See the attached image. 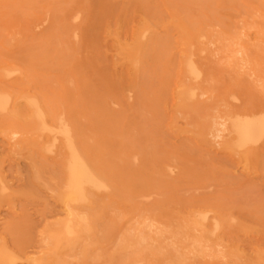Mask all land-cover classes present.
<instances>
[{
  "label": "rangeland",
  "instance_id": "374dc122",
  "mask_svg": "<svg viewBox=\"0 0 264 264\" xmlns=\"http://www.w3.org/2000/svg\"><path fill=\"white\" fill-rule=\"evenodd\" d=\"M19 1L21 2L19 3ZM22 1L23 0H18V2L17 0H11V1L0 0V12H1L0 25L2 24L4 29V33L2 35L4 34L9 35V36H4V38L2 36L0 37V42H4L5 45H7L6 47L4 44L2 45V43H0L2 48L4 47L1 50V46H0V53H2L0 55L3 56V58L2 57L0 58L2 59L1 64L3 63L2 64L3 66L1 64L0 65L4 67L7 63L5 67L11 68V66L9 65L10 64L12 65L13 63L12 68L16 69V71L18 70V66L21 65L19 67L20 70H18L16 74L10 75L6 78H2L0 82V88H2V90L6 91L9 94H13V92L14 94L29 93L32 95H37L39 97L38 94H41L42 92L45 93V95H43L42 98L39 97V99L42 100L44 99L46 103H48L49 100L52 103H54L55 105L50 102L49 106L51 107L50 109H52L53 114L54 113L58 114L56 116H59L61 112H63V114H66L67 115L66 117L62 113L60 114V116L64 117V120H66L67 123L72 125L76 135L78 136L79 141L87 149L89 157L91 159L94 158L96 159V157L99 158V160H97L98 159L97 158L96 160L93 161L97 169L102 170L100 172L102 173V178H103L102 180L104 181L103 182L104 184L103 187H101L100 189L94 190L95 192L93 190L86 192L88 194H86L87 198L85 200L86 201L85 204L84 201L82 203L80 201L78 202L75 199L71 200V202H73L72 204L68 203L70 200L69 201L63 200L62 202L61 201L62 199L60 198V196H57V193L61 195L60 194L61 191H59V189H62L60 187L61 184H63L62 183L63 180L61 182L60 177L64 179L63 176L64 173H62L63 171L62 166L56 165V163L61 164L63 160H65L66 149L65 147H62L64 146V144L61 141L54 142L51 136L47 132L41 131L39 129L35 131V123L33 122L34 120L29 117H26L27 112L26 114H24L25 110L16 111L15 113H19L18 114L19 116L17 115L15 116V113L14 114L12 113V115L15 116V117L12 116L13 118H15L14 120L12 118V121L10 118L11 116L6 117L5 112H0V255H2L0 256V258L2 257L4 258V259L3 258L0 259V264L2 263L5 264L4 260L8 257L14 260L13 264H119L117 263L119 260H121L119 261L121 264H124L122 263L123 261L122 259L124 258L125 260L127 255L128 257L126 261H123L125 262V264H132V263L135 264V262L137 264H146L147 261L150 263L154 261L157 264H168L166 262L175 264L177 259L179 260V261L177 260V262H180V263L176 262L177 264H181V263L182 264L185 263L214 264V261L216 262L218 259L220 260L223 254L224 256L222 257V261L224 258L228 256L226 259H224L225 264H237V263L264 264L263 261L264 260V254H263L264 253V136L261 137L260 139L254 140L253 142H251V144H249L246 147L239 148L238 146H235L231 143V133H230V124L231 121L233 120H241V118H243L242 120H246L248 118L247 116H249L248 119L250 120L252 118V115H253L252 119L257 118V115H259L261 118L262 117L264 118L263 115L264 114L263 113L264 112V0H153V2H150L152 0H148V1L145 0V2H143V0L142 1L140 0V2L138 0H112V1L111 0H88V1L67 0V3L66 0H57L59 1L60 4H65L64 6L60 5L58 2H55L56 0H44L48 2V4L46 2L44 4L43 3L44 1L42 0L40 1L27 0L28 2L33 1V3L30 2L29 4L27 1H23V2ZM41 1L42 3H39ZM51 1L55 2L56 4L52 2L54 4L53 6ZM74 1L78 4V5L76 4L77 7ZM82 1L83 2L85 1L86 4L83 3ZM14 2L17 5L13 4ZM36 2L40 4V7H36L39 6V5H35ZM6 3L8 5H6ZM26 3L28 5H24ZM72 3H74L75 6ZM144 3H146L148 7H150L151 5L150 10L147 6H145ZM19 4L20 6H18ZM30 4L32 5V7H30ZM84 4L85 6L88 4L87 6L90 9H86L87 7H85ZM42 5L45 8V10L48 7L47 9L49 14L46 12L47 10L45 11L43 9ZM44 5L45 6L48 5V6L45 7ZM141 5L144 6L142 7ZM16 7H18L19 9ZM53 7L56 9H54ZM61 7L64 8L65 11L62 9L61 12L60 10ZM8 8L12 9L10 10L11 12L7 11ZM28 8H30L29 10H33L31 11L30 14L26 12V10L28 11ZM146 8L148 9L146 10ZM76 9H80L82 10V12L77 11ZM68 11L70 14L68 13ZM76 11L79 13L76 14ZM56 12H59L61 14ZM72 13L75 15L73 18H72L73 16ZM23 14L26 16H24ZM40 14L41 16L45 15L47 18L44 19L45 16L44 18H42L43 16L41 17ZM84 14L85 16H83ZM19 15H23L24 17L22 16L18 17ZM62 15L64 16L62 17ZM120 16H122L120 19L121 24L119 21ZM11 17L13 18V20ZM48 17L49 18L51 17L53 20L48 19ZM69 17L72 18V20ZM83 17L85 18V20H83L84 19ZM1 18L3 19L2 21ZM17 19H19V22ZM60 19L61 20L63 19L64 21L67 20L68 21L64 22L63 20L61 21ZM47 20L48 23L46 22ZM117 20L119 21L118 24H117ZM35 21L38 23L35 24L36 23ZM80 21L84 24H81ZM4 22L5 23L8 22V23L5 24ZM20 22L21 24H19ZM57 22L58 24H56ZM73 22L76 24H73ZM25 23L26 25H24ZM62 23L64 24L60 25ZM140 23L142 26L140 25ZM69 24L72 26H70ZM58 25L59 27L60 26L62 27L59 28ZM53 27L56 28V31L54 30L55 28ZM64 27H67L68 31L71 32L70 33L66 32L65 35V30L67 29ZM26 28H29L28 29L29 33L27 32ZM22 29L27 33L22 32ZM48 29H53V31L52 30L47 31ZM60 29H62V31H60ZM72 30L75 32L73 33ZM76 30H78L79 32ZM57 31H60L59 32L60 35ZM22 33L25 39L24 37H22ZM76 34L78 35V38H76L77 36ZM12 35H14V37ZM31 35L33 36L35 35L34 37H37L39 39L37 40L36 38L35 40L34 38L32 40L33 36ZM44 35L45 36L48 35V36L45 37ZM57 36L59 37V39H57ZM7 37L8 38L10 37L9 38L10 42H6ZM11 37L14 42L11 41ZM2 38L5 41H1L3 40ZM52 38L56 39L57 45L56 44L54 45L55 41H52ZM17 39L18 42H16ZM22 39H24L23 40L24 42L21 41ZM29 40L32 42H30ZM39 40H41V42ZM57 40H59L60 42H62L63 40L64 41L61 44ZM75 40L76 41L78 40L79 42L78 41L76 42ZM48 41H51L52 43L51 42L49 43ZM68 42L69 43L71 42L72 44L71 43L69 44ZM8 43L10 45H8ZM38 43H40V46H38L39 51H41V49L45 46L42 49L41 53H39V51H34L35 49L36 50L38 49V47H36L37 45H39ZM161 43H164L166 46L164 44L162 45ZM25 44L28 46H26ZM41 44H43L42 48H41L42 46ZM75 44H77L76 48H75ZM153 44L155 45V47L157 46V48L156 50L155 48L151 50L152 51L160 50L163 54L160 53V51L159 52L157 51L158 53L153 52V57H151L152 51L151 53L150 51L149 52L147 51V53L148 54L150 53V55L144 54L146 53V51L143 50L148 49L149 46H150L149 48L151 47L153 48ZM229 44H232V46L230 45L231 49ZM143 45L144 46L147 45L148 47H143ZM9 46L12 47L9 48ZM19 46L22 47L23 49L20 48ZM56 46H58L57 48L61 49V51H59L56 48ZM162 46H164V48L167 47L168 49L166 48L163 50ZM29 47L31 48L29 49L31 52H28L27 48ZM46 48L48 49L44 50ZM66 48H68L67 51L65 50ZM71 48H73V50ZM25 49L26 51H24L25 52L24 54L23 50ZM3 50H7L5 52L6 53L9 52L8 54H12L14 58L9 57L11 55L8 54L5 55V52ZM49 50H51V52ZM74 50L75 53L72 52ZM138 50L142 52L140 51L138 52ZM165 50H167V52H165ZM17 51L20 54L19 56L15 55L18 54ZM53 51H55L56 54ZM27 52L28 53L33 52V54L36 57H34L32 54L26 55ZM49 52L52 54L54 53V55L52 54L50 55ZM21 53L22 55L23 54L24 55L22 56ZM36 53L40 54L38 55L39 58L40 56L42 57L40 58L41 59L40 62L44 61V59L46 58L45 56L48 57V55L45 54H49L50 56L53 57L56 56L54 57L55 58L54 60H58L59 59L58 56L60 55L61 58L62 57L63 58L62 60L60 58L58 60L59 62L57 61L58 64L62 65L63 63H65L64 65H68V67L72 65L71 68L69 67L71 73L68 72L69 74H71V76L69 74H66L67 73L66 71H69L67 70L68 69L67 66L64 67L62 65V67L60 68V65H58L56 61L55 64L53 65L54 60L52 57H51L52 61L49 60L50 56L49 59L46 58L47 60L44 61L43 63L44 65L42 63H38L39 61L36 60L38 58ZM67 53H69L71 56V57L69 56L70 60L68 59V56L66 57V55H69ZM156 53L158 56H160L158 57L159 59L161 58L165 60L164 61L161 59L158 60ZM159 53L164 56L162 57V55H160ZM62 54L65 55L62 56ZM72 54L74 55L79 54V55L72 56ZM29 55H32V57ZM141 55L143 56L142 58ZM24 56H27V58H25ZM155 56L156 58H154ZM15 57L16 60L19 61H16ZM64 57L67 58V60H69L70 62H72L73 60V62L68 63L69 61L67 60L64 61L65 59ZM73 57L76 58V60ZM9 58H12L13 61L11 59L9 60ZM30 59L32 60L35 59V61L32 60L30 61ZM95 60L97 61L95 62ZM134 60L138 64H135L133 62ZM138 60L140 62H138ZM155 60L156 62L160 61L159 63L157 62L158 65H155L157 64ZM166 60L167 62L170 60V62L165 64L164 62H166ZM183 60L187 62L191 61L190 63L192 64V66L193 65L195 66V67L193 66L194 74H189V76H187L188 73L182 70L183 68L184 69L186 68V64H187L185 62L186 64L184 63L183 65ZM36 61L37 64L34 63ZM49 61H51L50 62L51 65L48 64ZM74 62L76 63V65L74 64ZM132 62L134 63V65ZM21 63H24L25 65H22ZM77 63H79V65ZM14 64L15 65L18 64V65L14 66ZM32 64L34 66L39 64L41 65H39L40 67L37 66L36 68L33 67ZM42 65L45 68L42 67ZM52 65L56 67L58 65V68L53 67ZM148 65H150L149 67H151V69L148 67L149 70L145 69L147 68L146 66ZM159 65L160 67H163V69L168 65L165 68L167 69L166 71H164L165 74L162 72L163 70L162 71L160 70L162 68H160ZM1 66L0 68H2ZM21 67H24L23 70L25 72L22 71ZM157 67H159V71H157L158 69ZM148 71L150 72L151 75L149 74ZM151 71H153L155 74L152 73ZM146 72L147 75H150V77L154 74V78L153 77H151L152 79L148 78L149 76L146 75ZM18 73L20 75H18ZM38 73H40V75H38ZM182 73H184V75ZM30 74H34V75L29 76ZM41 74L44 75L40 78L41 81L40 80L35 81L36 78H34V76L39 77L41 76ZM74 74L76 75L75 77H73ZM97 74H99L100 78L103 79H99L97 77L98 76ZM157 74L162 75L163 79L161 76H160L161 78L158 77ZM163 74L166 76L164 77ZM175 74L177 75L174 76ZM181 74L183 75V77L181 76ZM24 75L27 76V78ZM51 75H53V77H51L52 79L49 78V76ZM63 75H66L67 76L66 78L68 79H66ZM23 77L26 78V80ZM28 77H30L32 79L31 80L32 83L34 82L35 84L34 83L32 84L29 81ZM70 77H72L74 81L71 80ZM90 77L92 79H90ZM178 78L180 79L184 78L183 79L185 80L184 82L183 80L180 79L179 80L181 82H178L179 85L181 84L184 85L183 88L177 85ZM68 80H70V83ZM86 80H91V81H86ZM104 80L106 82H104ZM146 80L147 83L145 84L144 82ZM191 80L194 82H192ZM6 81L7 83L8 81L11 82V84L10 83L7 84ZM20 81L21 82L26 81L27 84H22L23 82L20 83ZM65 81L67 84L65 83ZM72 82L75 85L72 84ZM156 82L157 83L160 82V83L157 84ZM188 82L192 85L193 91H191L192 89L191 90L189 89L190 84ZM132 83L134 85H131ZM30 84H31L30 87L31 89L28 88L29 87L28 85ZM135 85L136 87L137 86L138 87L135 88L134 87ZM76 86H78V88ZM99 87H101V89ZM36 88L38 90H36ZM58 88L60 89V92H58L59 91ZM154 88L161 89V91L160 90L156 91L154 90ZM194 88L195 89L197 88V90L195 91ZM152 89L154 93L151 92ZM179 89L180 90L183 89V91L184 89L185 90L187 89V91L182 94L180 93L181 91L179 92ZM187 92L191 95H189ZM149 93L152 95H150ZM185 93H187L188 95H186ZM66 95L69 97H67ZM183 95L184 97L186 95L187 100L183 98ZM51 96H52V100L50 99ZM53 96L55 98H53ZM149 96L152 98H150ZM159 96L161 98H159ZM61 98L63 103L60 102V104L62 103V105H59L56 102H59L58 99L61 100ZM106 98H110V99L106 100ZM76 99L77 102L75 101ZM152 99L155 101L153 102ZM110 103H112L113 106L110 105ZM59 107L63 110H61ZM109 109L110 111H108ZM140 111L144 112L145 114L144 113L141 114ZM226 111H228L229 113L228 112L226 113ZM87 113L89 114V116L87 115ZM127 113H129L130 115H127ZM80 114L84 116V118L80 116ZM224 114H226L227 117ZM77 115L82 117V119L80 117H77ZM239 115L241 116V118L238 119ZM208 116H210V118ZM218 116L220 117V119L218 118ZM224 116L225 118H227V121H224L225 118L224 120L223 118H221ZM87 117H89V119ZM16 118L18 119L16 120ZM85 118L86 120L84 121ZM148 118L149 119L152 118V119L149 120ZM140 119L144 120L143 123ZM27 120L28 121L32 120V122L31 121L30 122L33 124H29ZM115 120L116 122L114 123ZM26 122L28 125L26 124ZM83 122H85L86 124H84ZM118 123L120 125L116 126L118 125ZM224 124L227 126H224ZM29 125L32 126V129L29 127L31 130L28 128ZM81 125L83 128L81 127ZM111 127L113 129H110ZM144 127L146 129L148 128L150 131L148 129L147 130L144 129ZM28 130H30L31 133H25ZM224 130L229 133H225ZM90 131H92L93 133ZM110 133L112 134V136H109ZM93 134L97 136H93ZM113 134H116V136ZM218 134L220 136H218ZM137 135L138 137H136ZM40 137L41 140H39ZM91 137H93L92 141H91ZM31 138L35 139L34 142L35 144L37 141H38L37 143L39 144L34 145L33 142L30 143V141L32 140ZM48 138L50 139L48 140ZM226 139L227 140L229 139L230 142L226 141ZM91 142H94V144H92ZM136 142L137 144H139V146H143L142 150L138 145L137 146L139 148L135 147ZM117 143L120 145L119 148H117L118 147ZM228 143L231 146H226L228 145ZM96 144L100 145L99 146L100 148L101 147L103 148L100 149L98 146H96ZM145 144L148 147H146ZM151 145H153V147ZM37 146H39L38 149L36 148ZM46 146L48 149V150L46 149L47 151H45ZM59 147L62 150L61 149L58 150L57 148ZM148 148L149 150H147ZM97 149L98 151H100V153L96 151ZM143 149L145 151H143ZM122 150L123 152L124 151L125 152L124 153L121 152ZM43 151H45L46 153L44 152L45 153L44 154ZM56 153L57 154L59 153V156ZM62 153L64 154V156ZM125 153L128 156L131 155V157H127L126 159ZM136 153H138V155ZM156 153L159 155H157ZM168 153L171 154L173 153V155L175 156L174 159L177 158L175 160L176 163L173 161V158L169 159V155L171 154L168 155ZM132 154L134 155V158L132 157ZM160 154H165V155H160ZM57 157H60L61 160L60 158L58 159ZM113 157H115V159ZM56 159L59 160L60 163ZM137 160L139 161L140 164L141 162L144 164L143 166L141 164V168L144 167L143 169H140L139 167L140 164L138 163ZM96 161H98L99 163H97ZM169 161H171V163H169ZM129 162L131 165L129 164ZM100 163L102 164L100 165ZM132 163L134 164V166H132L133 165ZM185 163L188 164L189 166H187ZM145 165L147 167H145ZM165 166L166 167L168 166V168L166 169ZM59 167H61L62 170ZM190 167H191V171H189ZM170 169L171 171H169ZM174 169L175 171H172ZM184 170L185 172L189 171L191 175L189 174V172L184 173ZM58 171L61 172L60 174L63 175L59 177L60 174L58 175ZM156 171L159 172L160 174L157 173ZM154 172H156L157 174L155 175ZM168 172H172V173L169 174ZM163 175L164 176L167 175V177L169 176L168 177L169 179L164 177ZM54 176L56 177L57 181L60 180L59 183L52 182V181H56ZM161 176L163 178H160ZM191 176L193 177L191 178ZM170 177L172 178L170 179ZM57 187H58V192L56 193ZM106 187L110 190H108ZM209 187L211 189H209ZM103 189L104 191L106 190V192H104ZM250 189L251 190L254 189L252 190L254 192H252ZM246 190L247 191L250 190V191L247 193ZM123 191L125 193L131 192L133 195L131 194L129 195L128 193L126 195ZM166 191L169 196L167 195ZM149 192L150 194L151 193L152 194L150 195ZM171 192L173 194H171ZM89 193H91L92 196L91 194L89 195ZM162 193L164 195H162ZM142 195H148L150 197L148 198V196H146L141 198L140 196ZM156 195H158V197ZM159 196H162V198H160ZM133 197L135 198L138 197L136 202L135 200H133ZM123 198H125V202H123L124 201ZM74 203L76 205H74ZM156 205H159L160 207L157 206L158 207L157 208L155 207ZM243 205H245V207ZM133 206L134 207L138 206L139 209L140 208L141 209L140 210L134 209L135 211H132L133 210L132 208H134ZM142 209L145 212L142 211ZM147 209L149 212L147 211ZM69 211L71 212L69 213ZM136 211H139V213L142 215L139 216L140 214L137 213ZM79 212L81 215L79 214ZM146 212H148L149 214ZM153 212H155V214ZM72 213L74 214L72 215ZM76 213H78L79 217L82 216L83 222L80 221L81 218L80 219L78 218L79 220L77 219L76 221L69 219L70 216L69 214H71L72 216L70 218H73L74 215L77 218L78 216H76L77 215ZM135 213H137L136 216H139L138 220L137 217H135ZM193 213L196 214V217L195 215H192ZM200 213L201 214L205 213L204 215H208L206 216L207 221L203 224L205 228L204 227L200 228L197 225L198 222L195 225L193 224L195 223L193 222L194 220L195 221L198 220L197 215H199ZM152 214L154 215V217ZM188 214L189 217H187ZM87 215L89 217H87ZM164 215L167 216L168 219ZM83 216L88 218V220ZM95 216L97 218H95ZM183 216L186 217L187 219L191 218L189 220L190 221L192 220L191 222L192 225L190 224V221L187 222L188 220L186 218L184 219ZM90 217L91 219L92 218L95 219V221L93 219L92 220L89 219ZM149 217L151 220L149 219ZM160 217L166 218V221L168 220L167 222L168 224L170 222V224L169 225L166 224L167 222L165 221V219ZM83 218H85L89 222L84 221L85 219ZM133 218L136 220H134ZM145 218L147 221L145 220ZM192 218H194V220ZM68 219L71 220L73 224L74 222L77 221H80V223L82 222V224L77 222L78 225L75 223V225L73 226L76 227L85 226L81 228L78 227V229L73 227V235L76 238H73L74 236L72 237L71 235L70 237L66 238L65 235L62 233L63 232L61 230L63 226L62 224H65V222ZM160 219H163L164 221ZM179 219L180 221H177ZM211 219L215 221H212ZM172 220L174 221L176 220L177 222L175 221L174 223V221L172 222ZM184 220H186L187 224ZM179 222H181V224ZM92 223L93 225H91ZM156 223H158L159 225ZM176 223L177 224L179 223L177 225L178 230H174L176 228L175 227ZM214 223L218 226V228H216V225ZM86 224L87 225L89 224L87 228L89 232L87 231V229L85 230L87 226ZM145 224L146 226H144ZM161 224H164V226H162ZM172 224H175V226H173ZM155 225L157 227H155ZM197 226L199 229L204 231L203 234L201 230L197 228ZM135 228L140 230L136 232L137 229ZM158 228L161 229L162 231L159 232V230H157ZM215 228L216 230H214ZM81 229L85 232H83ZM129 229L133 230L134 233ZM168 229H170L171 231ZM180 229L183 230V232L181 231V234L183 233L182 235H180L179 232H176V231H180ZM184 229H185V233H184ZM188 230L190 232H188ZM193 230L195 231L193 232L195 233V236L192 233ZM207 230L208 232H205ZM146 231L149 234H151V237L150 235H148V233H147L148 236H145ZM158 232L160 233V235H158L159 234ZM165 232L167 234H165ZM168 232L169 233L172 232L171 234L174 235L173 236L169 235ZM175 232L178 233L180 236L178 234L176 235ZM196 232L200 233L199 234L200 236H198ZM60 233L63 234L64 236L61 235ZM53 234L57 236V238H55ZM184 234H187L188 236ZM211 234L214 235L215 239L213 238V236L210 237ZM141 235L142 236L144 235L148 240L146 241L145 238L142 237ZM164 235H166L167 238ZM128 236L131 239L133 237V240L135 239V241L138 239L136 242L139 241L140 243H143L141 244V246L144 245V248L138 246L136 242L130 240ZM135 236L136 238H134ZM186 236L187 238L192 239L194 241L192 242L190 240L191 243L188 242L189 240L187 238L185 239ZM202 236L206 237L204 238L205 240H202L203 239ZM159 237L162 238H160L159 240L158 239ZM195 237H197V239ZM151 239L153 241H151ZM155 239L156 240L158 239L156 241V244L154 243ZM161 239L162 240L164 239L163 242ZM173 239L174 240L176 239L175 242ZM178 239L179 242H177ZM180 239H183L184 241L187 240V243L183 242ZM196 240H199L198 242H201L200 245L199 243L195 242ZM208 240L210 245L213 244L212 247L209 245ZM145 241L146 243L144 244ZM158 241H160L161 244ZM210 241L213 242L211 243ZM139 242L138 244L140 245ZM132 243L133 244L135 243L134 244L135 247H133ZM152 243H154L155 246L154 244L152 245ZM173 243H175L177 247L180 246L181 248L179 247V249H176L177 247L173 246L174 245ZM217 243L219 246H216ZM164 244L167 245V247ZM192 244H193V249H192ZM201 244L204 245L205 248L204 246L199 247L201 246ZM131 245L133 248H135L134 250L132 249V247H130ZM156 245L158 246V248ZM148 246L151 248H149ZM153 246L156 247L158 250L154 249ZM169 247H170L169 249L170 251L167 249ZM188 247H191V249H189ZM198 248H200V252ZM128 249H130V251ZM145 249L146 251H144ZM187 249H189L190 251ZM124 250L125 253L123 252ZM201 250L204 251L207 250L208 252L209 250L211 251L209 252L210 253L209 254L206 251L205 253L204 251ZM134 251L137 253H141V255L134 254ZM181 251H184L185 253ZM193 251L195 256L197 257L193 256L192 254ZM196 251L198 253H195ZM223 251H225V253ZM145 252L146 253L148 252L147 255ZM179 252L181 253L180 255L177 254ZM201 252L202 253L204 252L202 255L206 254L205 255L206 257H202L201 255L200 258ZM220 252H222L223 254L222 253L220 254ZM128 253L130 254L131 257L129 256ZM186 253L189 255L187 256ZM218 253L220 254V257H218L219 256ZM120 254H122V256L124 255L125 257H119ZM149 254L150 255L153 254V255L150 256ZM175 254L177 255V258ZM211 254L212 256H210ZM214 254H216L217 256ZM143 255H145L146 257H143ZM161 255L163 257L166 256L165 259L161 258L162 257ZM171 255L173 258H176V260L173 259ZM207 255L212 258H207ZM230 255L233 256L234 258L233 257L231 258ZM179 256H181L180 258L183 257L185 258L183 259V262H181L182 259H180ZM215 256L217 257L216 258L217 260L214 259ZM138 257L139 259H136ZM150 257L155 259L151 260ZM130 258L131 259L133 258L134 261L133 259L129 260ZM146 258H148L149 260L148 259L145 260ZM167 259L170 261H168ZM188 259L189 262L190 261L192 262L190 263L187 262ZM205 259H208L209 261L206 260L207 263H205L206 262ZM256 259L258 261H256ZM158 260H160L159 261L160 263L158 262ZM219 260L216 263L224 264V262H222L221 260L220 262ZM162 261L164 262L166 261V262L163 263Z\"/></svg>",
  "mask_w": 264,
  "mask_h": 264
},
{
  "label": "bare ground",
  "instance_id": "6f19581e",
  "mask_svg": "<svg viewBox=\"0 0 264 264\" xmlns=\"http://www.w3.org/2000/svg\"><path fill=\"white\" fill-rule=\"evenodd\" d=\"M8 1H9V0H8ZM10 1H11V0H10ZM23 1H27V0H23ZM23 1H22V2H23ZM34 1H35V0H34ZM36 1H38V0H36ZM39 1H40V0H39ZM42 1H44V0H42ZM42 1L39 2V3H42ZM68 1H69V0H68ZM87 1H88V0H87ZM111 1H112V0H111ZM138 1L140 2V0H138ZM141 1H142V0H141ZM147 1H148V0H147ZM147 1H146V2H147ZM6 2H7V1H6ZM17 2H18V0H17ZM20 2H21V1H19V3H20ZM27 2H28V1H27ZM30 2H31V1H30ZM30 2H28V4H29ZM45 2H46V1H44L43 3L45 4ZM52 2H53V1H51V3H52ZM55 2H58V3H59V1H57V0H56ZM55 2H53V3L56 4ZM60 2H61V1H60ZM62 2H64V1H62ZM71 2H72V1H71ZM82 2H83V1H82ZM143 2H145V0H143ZM150 2H153V0L150 1ZM4 3H5V2H4ZM4 3H3V4H4ZM7 3H8V2H7ZM7 3H6V5H8ZM31 3H33V1H32ZM36 3H37V2H36ZM36 3H35V5H39V6H36V7H40V4H39V3L36 4ZM46 3L48 4V2H46ZM49 3H50V2H49ZM53 3H52V4H53ZM66 3H67V0H66ZM74 3H75V5L77 4L75 1H74ZM74 3H72V4L74 5ZM83 3L86 4L85 1H84ZM147 3H148V2H147ZM13 4L17 5L15 2H14ZM21 4H22V3H21ZM28 4L26 3V4H24V5H28ZM52 4H51V5H52ZM54 4H53V6H54ZM59 4H60V3H59ZM59 4H58V5H59ZM85 4H84V6H85ZM144 4H145V6H147L146 3H144ZM148 4H149V3H148ZM150 4H151V3H150ZM1 5H2V4H1ZM15 5H14V6H15ZM24 5H23V7H24ZM60 5H63V6H64L65 4H60ZM68 5H70V4H68ZM75 5H74V6H75ZM77 5H78V4H77ZM77 5H76V7H77ZM87 5H88V4H87ZM87 5L85 6V7H87L86 9H90V8H88ZM18 6H20V4H19ZM44 6H45V5H44ZM46 6H48V5H46ZM46 6H45V7H46ZM141 6H142V5H141ZM143 6H144V5H143ZM143 6H142V7H143ZM6 7H8V6H6ZM9 7H10V5H9ZM12 7H13V5H12ZM23 7H22V8H23ZM30 7H32L31 4H30ZM42 7H43V5H42ZM42 7H41V8H42ZM69 7H71V6H69ZM147 7H148V6H147ZM150 7H151V5H150ZM150 7H148L149 10H150ZM16 8H18V7H16ZM47 8H48V7H47ZM47 8H46V10H47V11H46L45 8L43 7V9L48 13V9H47ZM50 8H51V7H50ZM53 8H54V7H53ZM53 8H52V9H53ZM71 8H73V7H71ZM148 8H146V10H147ZM3 9H4V8H3ZM8 9H9V10H8ZM8 9H7V11L11 12L10 10H12V9H11V8H8ZM13 9H15V8H13ZM18 9H19V8H18ZM20 9H21V8H20ZM23 9H24V8H23ZM25 9H26V8H25ZM29 9H30V8H28V11L26 10V12H28V13L30 14L31 11H33V10H29ZM54 9H56V8H54ZM62 9L65 11V9L61 7V9H60L61 12H62ZM67 9H68V8H67ZM83 9H84V8H83ZM144 9H145V8H144ZM4 10H5V9H4ZM40 10H41V9H40ZM49 10H50V9H49ZM76 10L82 12V10H80V9H76ZM168 10H169V8H168ZM29 11H30V12H29ZM36 11H37V10H36ZM53 11H54V10H53ZM77 11H76V14L79 13V12H77ZM85 11H88V10H85ZM121 11H122V10H121ZM2 12H3V11H2ZM24 12H25V11H24ZM49 12H50V11H49ZM59 12H60V11H59ZM59 12H56V13H59ZM71 12H72V11H71ZM150 12H151V11H150ZM150 12H149V13H150ZM158 12H159V11H158ZM0 13H1V12H0ZM13 13H14V12H13ZM15 13H16V12H15ZM18 13H19V12H18ZM28 13H27V14H28ZM53 13H54V12H53ZM63 13H64V12H63ZM66 13H67V12H66ZM68 13H69V11H68ZM85 13H87V12H85ZM155 13H156V12H155ZM7 14H8V13H7ZM11 14H12V13H11ZM16 14H17V13H16ZM44 14H45V13H44ZM48 14H49V13H48ZM59 14H61V13H59ZM69 14H70V13H69ZM72 14H73V13H72ZM119 14H120V13H119ZM150 14H151V13H150ZM23 15H24V14H23ZM23 15H19L18 17H20V16H22V17L26 16V15H24V16H23ZM51 15H52V14H51ZM51 15H50V16H51ZM78 15H79V14H78ZM86 15H87V14H86ZM121 15H122V13H121ZM2 16H3V15H2ZM9 16H10V15H9ZM32 16H33V15H32ZM40 16H41V14H40ZM42 16H43V15H42ZM42 16H41V17H42ZM44 16H45V15H44ZM44 16H43L42 18H44ZM47 16H48V15H47ZM63 16H64V15H62V17H63ZM70 16H71V15H70ZM74 16H75V15L73 14L72 18H73ZM83 16H85V14H84ZM88 16H89V15H88ZM30 17H31V16H30ZM30 17H29V18H30ZM34 17H35V16H34ZM36 17H37V16H36ZM54 17H55V15H54ZM58 17H59V16H58ZM86 17H87V16H86ZM121 17H122V16H120V18H119L120 24H121V20H120ZM158 17H160V16H158ZM11 18H12V17H11ZM46 18H47V17L45 16L44 19H46ZM56 18H57V16H56ZM69 18H70V17H69ZM72 18H70V19L72 20ZM80 18H81V17H80ZM83 18H84V17H83ZM35 19H36V18H35ZM48 19L53 20L51 17H50V18L48 17ZM64 19H65V17H64ZM78 19H79V18H78ZM93 19H94V17H93ZM157 19H158V18H157ZM2 20H3V19L1 18V21H2ZM7 20H8V19H7ZM12 20H13V18H12ZM12 20H11V21H12ZM17 20H18V22H19V19H17ZM17 20H16V21H17ZM21 20H22V19H21ZM23 20H25V19H23ZM32 20H33V19H32ZM60 20H61V19H60ZM62 20H63V19H62ZM62 20H61V21H62ZM83 20H85V18H84ZM106 20H107V19H106ZM26 21H27V20H26ZM36 21H37V20H36ZM36 21H35V22H36ZM55 21H56V19H55ZM63 21H64V20H63ZM67 21H68V20H67ZM67 21H64V22H67ZM69 21H70V20H69ZM76 21H78V20H76ZM119 21L117 20V24H118ZM27 22H28V21H27ZM35 22H34V23H35ZM38 22H39V20H38ZM38 22H36L35 24H37ZM46 22L48 23V20H47ZM46 22H45V24H46ZM49 22H51V21H49ZM58 22H60V21H58ZM58 22H57L56 24H58ZM158 22H159V21H158ZM164 22H165V21H164ZM4 23H5V22H4ZM7 23H8V22H7ZM7 23H5V24H7ZM14 23H15V22H14ZM53 23H54V21H53ZM80 23H81V24H84V23H82L81 21H80ZM80 23H79V24H80ZM19 24H21V22H20ZM29 24H30V23H29ZM45 24H44V25H45ZM51 24H52V23H51ZM51 24H49V25H51ZM63 24H64V23H62V24H60V25H63ZM73 24H76V23L73 22ZM120 24H119V25H120ZM167 24H168V23H167ZM8 25H9V24H8ZM13 25H14V24H13ZM13 25H12V26H13ZM16 25H17V22H16ZM24 25H26V23H25ZM27 25H28V24H27ZM67 25H68V24H67ZM69 25H70V24H69ZM140 25H141V23H140ZM165 25H166V24H165ZM21 26H22V25H21ZM30 26H31V25H30ZM33 26H34V25H33ZM64 26H66V25H64ZM70 26H72V25H70ZM70 26H69V28H70ZM141 26H142V25H141ZM144 26H145V25H144ZM25 27H26V26H25ZM27 27H28V26H27ZM39 27H41V26H39ZM58 27H59V25H58ZM58 27H57V28H58ZM60 27H62V26H60ZM60 27H59V28H60ZM73 27H74V26H73ZM9 28H10V27H9ZM9 28H8V29H9ZM30 28H32V27H30ZM33 28H34V27H33ZM53 28H55V27H53ZM64 28L67 29V27H64ZM0 29L2 30V31L0 30V37L2 36V37L4 38V36H9V35H5V34L2 35V34L4 33V29H3L2 24L0 25ZM6 29H7V28H6ZM26 29H27V32H28V29H29V28H26ZM41 29H42V28H41ZM144 29H145V28H144ZM147 29H148V28H147ZM147 29H146V30H147ZM18 30H19V29H18ZM30 30H31V29H30ZM35 30H36V27H35ZM38 30H40V29H38ZM38 30H37V31H38ZM51 30L53 31V29H48L47 31H51ZM54 30L56 31V28H55ZM57 30H58V29H57ZM73 30H75V29H73ZM73 30H72V31H73ZM42 31H43V30H42ZM60 31H62V29H60ZM60 31H57V32L59 33ZM76 31H78V30H76ZM5 32H6V30H5ZM9 32H10V31H9ZM18 32H19V31H18ZM22 32H26V31H24V30L22 29ZM27 32H26V33H27ZM66 32L70 33L71 31L69 32L68 29L65 30V35H66ZM74 32H75V31H73V33H74ZM78 32H79V31H78ZM105 32H106V31H105ZM16 33H17V32H16ZM28 33H29V32H28ZM34 33H36V32H34ZM42 33H43V32H42ZM61 33H62V32H61ZM68 33H67V34H68ZM76 33H77V32H76ZM10 34H11V33H10ZM19 34H20V33H19ZM30 34H31V33H30ZM37 34H39V33H37ZM40 34H41V33H40ZM78 34H79V33H78ZM14 35H15V34H14ZM14 35H12V36L14 37ZM26 35H27V34H26ZM56 35H57V34H56ZM59 35H60V33H59ZM61 35H62V34H61ZM68 35H69V34H68ZM76 35H77V34H76ZM29 36H30V35H29ZM31 36H33V35H31ZM34 36H35V35H34ZM34 36H33L32 40H33L34 38H35V40H36L37 37H34ZM36 36H37V35H36ZM39 36H40V35H39ZM44 36H45V35H44ZM46 36H48V35H46ZM46 36H45V37H46ZM49 36H50V34H49ZM53 36H54V35H53ZM63 36H64V35H63ZM145 36H146V35H145ZM15 37H16V36H15ZM18 37H20V36H18ZM22 37H24L23 33H22ZM27 37H28V36H27ZM65 37H67V36H65ZM3 38H2V39H3ZM9 38H10V37H9ZM9 38L7 37L8 40L6 39V42H10V41H9V40H10ZM16 38H17V37H16ZM42 38H43V35H42ZM54 38H55V37H54ZM54 38H52V41H55V43H54V45H55V44H56V39H54ZM70 38H71V37H70ZM76 38H78V35L76 36ZM20 39H21V38H20ZM24 39H25V37H24ZM24 39H22L21 41L24 42V41H23ZM30 39H31V38H30ZM38 39H39V38H37V40H38ZM40 39H41V38H40ZM45 39H47V38H45ZM53 39H54V40H53ZM57 39H59L58 36H57ZM63 39H64V38H63ZM14 40H15V39H14ZM42 40H43V39H42ZM61 40H62V38H61ZM64 40H65V39H64ZM64 40H63V41H64ZM78 40H79V39H78ZM78 40H77V41H78ZM185 40H186V39H185ZM1 41H5V40L3 39V40H1ZM11 41H13V40H12V37H11ZM19 41H20V40H19ZM21 41H20V42H21ZM27 41H28V40H27ZM29 41H30V40H29ZM39 41L41 42V40H39ZM39 41H37V42H39ZM46 41H47V40H46ZM46 41H45V43H46ZM57 41L60 42L59 40H57ZM63 41L60 42V43L62 44ZM75 41H76V40H75ZM77 41H76V42H77ZM165 41H166V40H165ZM13 42H14V41H13ZM16 42H18V39H17ZM30 42H32V41H30ZM30 42H29V43H30ZM48 42L50 43L51 41H48ZM48 42H47V43H48ZM58 42H57V43H58ZM78 42H79V41H78ZM155 42H156V41H155ZM155 42H154V44H155ZM163 42H164V41H163ZM0 43H2V45H3V44L5 45L4 42H0ZM49 43H48V44H49ZM51 43H52V42H51ZM60 43H59V44H60ZM68 43H69V42H68ZM70 43H71V42H70ZM70 43H69V44H70ZM158 43H159V41H158ZM6 44H7V43H6ZM17 44H18V43H17ZM23 44H24V43H23ZM23 44H22V45H23ZM27 44H28V43H27ZM38 44H39V45L35 44V45H37L36 47L40 46V43H38ZM43 44H44V42H43ZM43 44H41V45H42L41 48L43 47ZM64 44H65V42H64ZM71 44H72V43H71ZM154 44H153V48H152V47L149 48L150 46L148 47L147 45H146V46L143 45V47H148V49H149V50H148V49L143 50V51H146V53H144V54H148L147 51H148V52L150 51V53H151V51H152L154 48H155V50H156L157 46L155 47ZM156 44H157V43H156ZM161 44L163 45L164 43H161ZM161 44H160V46H161ZM165 44H166V42H165ZM165 44H164V45H165ZM8 45H10V44L8 43ZM15 45H16V44H15ZM25 45H26V44H25ZM25 45H24V46H25ZM30 45H31V44H30ZM30 45H29V46H30ZM45 45H46V44H45ZM56 45H57V44H56ZM76 45H77V44H75V48H76ZM230 45L232 46V44H229V46H230ZM0 46H1V45H0ZM5 46L7 47V45H5ZM13 46H14V45H13ZM26 46H28V45H26ZM32 46H33V45H32ZM32 46H31V47H32ZM46 46H47V45H46ZM64 46H65V45H64ZM151 46H152V44H151ZM158 46H159V44H158ZM165 46H166V45H165ZM231 46H230V49H231ZM11 47H12V46H11ZM11 47L9 46V48H11ZM19 47H20V46H19ZM44 47H45V46H44ZM44 47H43V48H44ZM57 47H58V46H56V48H57ZM61 47H63V46H61ZM61 47H59V48H61ZM66 47H67V46H66ZM208 47H209V46H208ZM3 48H4V47H3ZM3 48H2V46H1V50H2ZM17 48H18V47H17ZM17 48H15V49H17ZM20 48H22V47H20ZM41 48H40V49H41ZM43 48H42V49H43ZM48 48H49V46H48ZM48 48H46V49H44V50H47ZM63 48H65V47H63ZM162 48H163V50H164V49H166L167 47L164 48V46H162ZM15 49H14V51H15ZM18 49H19V48H18ZM22 49H23V48H22ZM27 49H28V52H31V51L29 50V49H31L30 47L27 48ZM42 49H41V51H39V47H38V49H37V50L35 49L34 51H39V53H41V52H42ZM54 49H55V48H54ZM57 49H58V48H57ZM67 49H68V48H66L65 50L67 51ZM71 49L73 50V48H71ZM144 49H145V48H144ZM151 49H152V50H151ZM167 49H168V48H167ZM20 50H21V49H20ZM44 50H43V51H44ZM51 50H52V48H51ZM51 50H49V51L51 52ZM55 50H56V49H55ZM58 50L61 51V49H58ZM65 50H64V51H65ZM79 50H80V48H79ZM86 50H87V49H86ZM88 50H90V49H88ZM98 50H100V49H98ZM3 51L5 52V51H7V50H3ZM24 51H26V49L23 50V52H24ZM64 51H62V52H64ZM70 51H71V50H70ZM77 51H78V50H77ZM139 51H140V50H138V52H139ZM157 51H158V50H157ZM157 51H152V53H151L152 56H151V57H153V52H157ZM159 51H160V50H159ZM159 51H158V52H159ZM21 52H22V51H21ZM28 52H27L26 55H28V54H32L34 57H36V56L33 54V52H32V53H28ZM45 52H46V51H45ZM50 52H49V53H50ZM53 52L55 53V51H53ZM62 52H61V53H62ZM68 52H69V51H68ZM72 52L75 53V50L72 51ZM138 52H137V54H138ZM140 52H142V51H140ZM158 52H157V53H158ZM165 52H167V50H165ZM183 52H184V51H183ZM8 53H9V52H8ZM8 53L5 52V55L8 54ZM14 53H15V52H14ZM17 53H18V54H15V55H16V56H19L20 54H19L18 51H17ZM43 53H44V52H43ZM43 53H42V55H43ZM47 53H48V52H47ZM54 53H53V54L50 53V55H51V54L54 55ZM57 53H58V51H57ZM76 53H77V52H76ZM84 53H85V52H84ZM150 53H149L148 55H150ZM157 53H156V56H157V58H158V57H160V56H158ZM160 53H162V52L160 51ZM160 53H159V54H160ZM0 54H2V53H0ZM24 54H25V52H24ZM24 54H23V55H24ZM55 54H56V53H55ZM59 54H60V52H59ZM67 54H69V53H67ZM162 54H163V53H162ZM162 54H160V55H162ZM165 54H166V53H165ZM176 54H177V53H176ZM188 54H189V53H188ZM8 55H11V56H9V57H13L12 54H8ZM8 55H7V56H8ZM21 55H22V53H21ZM23 55H22V56H23ZM32 55H29V56L32 57ZM36 55H37V57H38V55H40V54L36 53ZM45 55H48V57L45 56ZM45 55H44V56H45L47 59H49V56H50V55H49V54H45ZM64 55H65V54H64ZM64 55L62 54V56H64ZM78 55H79V54H78ZM78 55H77V54H75V55L72 54V56H78ZM142 55H143V54H142ZM142 55H141V58L143 57ZM148 55H147V56H148ZM29 56H28V57H29ZM67 56H68V59H69L70 54H69V55H66V57H67ZM145 56H146V55H145ZM156 56H155L154 58H156ZM163 56H164V55H162V57H163ZM187 56H188V55H187ZM189 56H191V55H189ZM207 56H208V55H207ZM0 57L3 58L2 55H0ZM4 57H5V56H4ZM20 57H21V56H20ZM24 57L27 58V56H24ZM31 57H30V58H31ZM51 57H52L53 60H54V59H55L54 57H56V56H54V57H53V56H50V59H49V60L52 59ZM58 57H59V59L61 58L60 55H59ZM70 57H71V56H70ZM94 57H95V56H94ZM94 57H92V58H94ZM137 57H138V55H137ZM137 57H136V58H137ZM165 57H166V56H165ZM13 58H14V57H13ZM21 58H22V57H21ZM40 58H42V57L40 56ZM40 58L38 57V58L36 59L37 61H39L38 63H42V64H43L44 61L47 60V59L45 58L44 61L40 62V60H41ZM62 58H63V57H62ZM62 58H61V60H62ZM64 58H65V57H64ZM73 58H74V57H73ZM73 58H72V59H73ZM87 58H88V57H87ZM95 58H96V57H95ZM4 59H5V58H4ZM10 59L13 61L12 58H9V60H10ZM17 59H18V57H17ZM38 59H39V60H38ZM57 59H58V58H57ZM59 59H58V60H59ZM74 59L76 60V58H74ZM84 59H86V58H84ZM137 59H138V58H137ZM160 59H161V58H160ZM160 59L158 58V60H160ZM181 59H184V58H181ZM187 59H188V58H187ZM1 60H2V59L0 58V64H1V62H2ZM15 60H16V57H15ZM15 60H14V61H15ZM24 60H25V59H24ZM24 60H23V61H24ZM26 60H27V59H26ZM31 60H32V59H30V61H31ZM58 60H54V61H53L54 63L52 62L53 65L55 64V61L57 62ZM66 60H67V58L64 59V61H66ZM69 60H70V59H69ZM69 60H67V61H69ZM139 60H140V59H139ZM139 60H138V62H140ZM156 60H157V59H156ZM156 60H155V62H156ZM161 60L164 61L165 59H161ZM3 61H4V60H3ZM16 61H19V60H16ZM32 61H35V59H33ZM37 61L34 62V63L37 64ZM51 61H52V60H51ZM51 61H49L48 64H50ZM64 61H63V62H64ZM96 61H97V60H95V62H96ZM10 62H11V61H10ZM20 62H22V61H20ZM27 62H29V61H27ZM58 62H59V61H58ZM58 62H57V64H58ZM72 62H73V60H72ZM72 62L69 61L68 63H72ZM89 62H90V60H89ZM133 62H134L135 64H138L137 62H135V60H134ZM133 62H132V63H133ZM145 62H146V61H145ZM155 62H154V63H155ZM157 62H158V61H157ZM157 62H156V63H157ZM159 62H160V61H159ZM159 62H158V63H159ZM168 62H170V60H169ZM168 62H167V60H166V62H164V63L166 64V63H168ZM185 62H186L187 64H186ZM190 62H191V61H190ZM190 62H187V61L183 60V65H184V63H185V64H186V68L184 69V68L182 67V68H183L182 70H183L184 72L186 71V73H188L187 76H189V74H194V73H193V72H194V69H193V66H194V65L192 66V64H191ZM15 63H16V62H15ZM25 63H26V62H25ZM60 63H61V62H60ZM134 63H133V65H134ZM158 63L155 64V65H158ZM161 63H162V61H161ZM161 63H160V64H161ZM2 64H3V63H2ZM2 64H1V65H2ZM8 64H9V63H8ZM21 64H22V65H25L24 63H21ZM26 64H27V63H26ZM64 64H65V63L62 64L64 67H66V66L68 67V65H64ZM74 64L76 65L75 62H74ZM77 64L79 65V63H77ZM90 64H91V63H90ZM92 64H93V63H92ZM96 64H97V63H96ZM1 65H0V66H1ZM6 65H7V63H6ZM6 65H5V66H6ZM12 65H13V63H12ZM12 65H11V64L9 65V66H11V68H9V67H5V66L2 67L3 65L1 66L2 68H0V82H1L2 78H6V77H8V76H10V75H14V74L17 73L18 70H20L19 67H20L21 65L18 66V70H17V71H16V69H13V68H12ZM17 65H18V64H16V65L14 64V66H17ZM39 65H41V64H39ZM39 65L34 66V65L32 64V66H33V67H36V68H37V66L40 67ZM43 65H44V64H43ZM43 65H42V67H44ZM50 65H51V64H50ZM53 65H52V66H53ZM58 65H60V64H58ZM58 65H57V67H56V66H53V67L58 68ZM62 65H60V68L62 67ZM155 65H154V67H155ZM183 65H182V66H183ZM14 66H13V67H14ZM52 66H51V67H52ZM71 66H72V65H70L69 67L71 68ZM86 66H87V64H86ZM98 66H99V65H98ZM149 66H150V65L146 66L147 68H145V69H148ZM167 66H168V65H167ZM167 66H166V67H167ZM178 66H180V65H178ZM49 67H50V66H49ZM69 67H68L67 70L70 69ZM82 67H83V66H82ZM159 67H160V65H159ZM159 67H157V68H158L157 71H159ZM166 67H165V68H166ZM194 67H195V66H194ZM16 68H17V67H16ZM21 68H22V71H24V70H23L24 67H21ZM44 68H45V67H44ZM89 68H90V67H89ZM96 68H97V67H96ZM96 68H94V69H96ZM132 68H133V67H132ZM149 68L151 69V67H149ZM160 68H162V69H160V70H161V71L163 70L162 72L165 74L164 71H166L167 69L164 68V69H165V70H164L163 67H160ZM38 69H39V68H38ZM52 69H55V68H52ZM145 69H144V70H145ZM155 69H156V68H155ZM28 70H29V69H28ZM61 70H62V69H61ZM80 70H82V69H80ZM91 70H92V69H91ZM98 70H99V69H98ZM98 70H97V71H98ZM148 70H149V69H148ZM29 71H30V70H29ZM55 71H56V70H55ZM58 71H60V70H58ZM65 71H66V70H65ZM97 71H96V72H97ZM161 71H160V73H161ZM198 71H199V70H198ZM198 71H197V72H198ZM19 72H20V71H19ZM24 72H25V71H24ZM30 72H31V71H30ZM56 72H57V71H56ZM66 72H67L66 74L71 73L70 70H69V71H66ZM68 72H69V73H68ZM83 72H84V71H83ZM93 72H94V71H93ZM93 72H92V73H93ZM132 72H133V71H132ZM148 72H149V71H148ZM151 72L154 73L153 71H151ZM199 72H200V71H199ZM35 73H36V72H35ZM94 73H95V72H94ZM94 73H93V74H94ZM250 73H251V72H250ZM26 74H27V72H26ZM28 74H29V72H28ZM60 74H61V73H60ZM149 74H150V72H149ZM154 74H155V73H154ZM154 74H153L151 77L154 78ZM164 74H163V75H164ZM182 74L184 75V73H182ZM182 74H181V76L183 77ZM18 75H20V74L18 73ZM31 75H34V74H30L29 76H31ZM35 75H36V74H35ZM38 75H40V73H38ZM69 75L71 76V74H69ZM97 75H98V76H97ZM97 75H96V76H97L99 79H103V78H100L99 74H97ZM146 75H147V72H146ZM146 75H145V76H146ZM150 75H151V74H150ZM150 75H147V76H149L148 78L152 79V78L150 77ZM166 75H167V73H166ZM166 75H164V77H165ZM176 75H177V74H175L174 76H176ZM208 75H209V74H208ZM24 76H25V75H24ZM42 76H44V75L41 74V76H39V77L37 76L38 78H37L36 76H34V78L37 79V80L35 79V81H38V80L41 81L40 78H41ZM60 76H61V75H60ZM63 76H64L65 78L67 77L66 75H63ZM75 76H76V75L74 74L73 77H75ZM91 76H92V75H91ZM131 76H132V75H131ZM157 76H158V77L161 76L162 79H163V76H162V75H158V74H157ZM157 76H156V77H157ZM199 76H200V75H199ZM25 77L27 78V76H25ZM51 77H53V75L49 76V78H51ZM54 77H55V76H54ZM94 77H95V76H94ZM94 77H93V78H94ZM161 77H160V78H161ZM167 77H168V75H167ZM196 77H197V76H196ZM9 78H10V77H9ZM23 78H24V77H23ZM26 78H24V79L26 80ZM105 78H106V77H105ZM137 78H138V77H137ZM172 78H173V77H172ZM176 78H177V77H176ZM176 78H175V79H176ZM209 78H210V77H209ZM18 79H19V78H18ZM28 79H29V81L32 83V81H31L32 79H31L30 77H28ZM51 79H52V78H51ZM66 79H68V78H66ZM70 79L73 80L72 77H70ZM90 79H92V78L90 77ZM135 79H136V78H135ZM144 79H147V78H144ZM150 79H149V80H150ZM179 79H180V78H178L177 85H178V86H181V88H183L184 85H183V84L179 85L178 82H181L180 80H183L184 78H183V79H180V80H179ZM194 79H195V78H194ZM210 79H211V78H210ZM210 79H209V81H210ZM49 80H50V79H49ZM132 80H133V79H132ZM132 80H131V81H132ZM142 80H143V79H142ZM149 80H148V81H149ZM167 80H168V79H167ZM188 80H189V79H188ZM211 80H212V79H211ZM53 81H54V80H53ZM66 81H67V80H66ZM66 81H65V83H66ZM68 81H69V83H70V80H68ZM73 81H74V80H73ZM86 81H91V80H86ZM135 81H136V80H135ZM138 81H139V80H138ZM150 81H151V80H150ZM150 81H149V82H150ZM184 81H185V80H183V82H184ZM191 81H192V80H191ZM209 81H208V82H209ZM22 82H23V81H22ZM22 82L20 81V83H22ZM27 82H28V81H27ZM50 82H51V81H50ZM63 82H64V81H63ZM104 82H106V81L104 80ZM140 82H143V81H140ZM165 82H167V81H165ZM186 82H187V81H186ZM186 82H185V84H186ZM192 82H194V81H192ZM6 83H7V81H6ZM8 83L11 84V82H9V81H8ZM8 83H7V84H8ZM20 83H18V84H20ZM33 83H34V82H33ZM33 83H32V84H33ZM44 83H45V82H44ZM58 83H59V82H58ZM76 83H77V81H76ZM93 83H94V82H93ZM97 83H98V81H97ZM133 83H134V82H133ZM133 83H132L131 85H134ZM144 83L146 84V83H147V80H146ZM150 83H151V82H150ZM152 83H153V81H152ZM156 83H157V82H156ZM159 83H160V82H159ZM159 83H157V84H159ZM172 83H173V82H172ZM188 83H189V82H188ZM2 84H3V83H2ZM2 84H1V85H2ZM22 84H27V83H26V81H24ZM34 84H35V83H34ZM66 84H67V83H66ZM72 84H74V83L72 82ZM101 84H103V83H101ZM142 84H143V83H142ZM189 84H190V83H189ZM39 85H40V84H39ZM59 85H60V84H59ZM74 85H75V84H74ZM136 85H137V84H136ZM136 85L134 86L135 88L138 87V86L136 87ZM154 85H155V84H154ZM177 85H176V86H177ZM190 85H191V84H190ZM190 85H189V89L191 90V89H192V85H191V86H190ZM28 86H29L28 88H30V87H31V84L28 85ZM46 86H48V85H46ZM64 86H65V85H64ZM64 86H63V87H64ZM143 86H144V85H143ZM151 86H153V85H151ZM178 86H177V87H178ZM23 87H26V86H23ZM37 87H38V86H37ZM39 87H40V86H39ZM68 87H69V86H68ZM76 87L78 88V86H76ZM101 87H102V86H101ZM101 87H99V88L101 89ZM104 87H105V86H104ZM16 88H17V87H16ZM32 88H34V87H32ZM41 88H42V87H41ZM60 88H61V87H60ZM72 88H73V85H72ZM102 88H103V87H102ZM106 88H107V87H106ZM110 88H111V87H110ZM110 88H109V89H110ZM132 88H133V86H132ZM160 88H161V87H160ZM186 88H187V85H186ZM30 89H31V88H30ZM58 89H59V88H58ZM61 89H62V88H61ZM74 89H75V88H74ZM107 89H108V88H107ZM24 90H25V89H24ZM36 90H38V89L36 88ZM41 90H42V89H41ZM71 90H72V89H71ZM112 90H113V89H112ZM154 90H156V91L160 90V91H161V89H155V88H154ZM190 90H189V91H190ZM194 90L196 91L197 88H196V89L194 88ZM25 91H26V90H25ZM31 91H32V90H31ZM61 91H62V90H61ZM66 91H67V90H66ZM98 91H100V90H98ZM131 91H132V90H131ZM160 91H159V92H160ZM180 91H181V92H180ZM182 91H183V89H181V90L179 89V92L182 93V94H183L184 92H186L187 89H186V90L184 89L183 92H182ZM189 91H188V92H189ZM191 91H193V89H192ZM246 91H247V90H246ZM27 92H29V91H27ZM33 92H34V91H33ZM58 92H60V89H59ZM74 92H75V90H74ZM79 92H80V91H79ZM151 92L154 93V92H153V89H152ZM176 92H177V90H176ZM188 92H187V93H188ZM233 92H234V91H233ZM34 93H35V92H34ZM42 93H43V92H42ZM42 93H41V94H42ZM67 93H68V92H67ZM100 93H101V92H100ZM107 93H108V92H107ZM112 93H113V92H112ZM123 93H124V92H123ZM141 93H142V91H141ZM145 93H146V92H145ZM155 93H156V92H155ZM157 93H158V92H157ZM187 93H185V94L188 95L190 92H189L188 94H187ZM194 93H196V92H194ZM194 93H193V94H194ZM36 94H38V93H36ZM41 94H38V95H39V97L42 98L43 95H45V93H43L42 95H41ZM59 94H60V93H59ZM63 94H64V93H63ZM76 94H77V93H76ZM102 94H103V92H102ZM104 94H105V93H104ZM146 94H147V93H146ZM149 94H150V93H149ZM40 95H41V96H40ZM49 95H50V94H49ZM69 95H70V94H69ZM96 95H97V94H96ZM150 95H152V94H150ZM186 95H185V97H184V95H183V98H185V100H187V99H186V98H187ZM189 95H191V94H189ZM66 96H67V95H66ZM76 96H77V95H76ZM109 96H111V95H109ZM140 96H141V95H140ZM232 96H233V95H232ZM39 97H38L37 95H32V94H29V93H28V94H27V93H26V94H25V93H24V94H23V93H22V94H20V93H16V94H14V92H13V94H9V93H7L6 91L2 90V88H0V112H5L6 117H7V116H9V117L11 116L10 118H11V121H12V118H13V117H15L16 115L19 116V115H18L19 113H15L16 111H18V110H25V113H24V114H26V112H27V116H26V117H29V118H31V119L34 120L33 122L35 123V131H37V130L39 129V130H41V131L47 132V133L51 136V138H52V140H53L54 142H56V141H61V142L64 144V146H62V145H61L62 143L60 142V143H61L60 145H61L62 147H65V149H66V153H65L66 157H65V160H63V162H62L61 164L56 163V165H61V166H62V168H63L62 173H64V175H63V174H60V173H61V172H59L60 170L58 171V175L60 174L59 177H60L61 175H63V176H64V179H62V178L60 177L61 182H62V180H63V182H62L63 184H61V182H60V184H61V187H60V188H62V189H59V191H61V193H60L61 195H59V194L57 193V192H58V187H57V191H56L57 196H60V198L62 199V200H61L62 202H63V200H64V201H69V200H70L68 203H69V204H72L73 202H71V200L75 199V200H77L78 202L80 201V202H82V203H83V201H84V204H85V202H86L85 200H86V198H87V197H86V194H88V193H86V192H87V191H92V190H93V191H94V190H98V189H100L101 187H103V184H104V183H103L104 181L102 180V179H103V178H102V173L100 172V171H102V170H101V169L98 170L97 167H96L95 164H94V161H93V160H96L98 157H96V159H95V158H94V159H91V158L89 157L87 149H86V148L84 147V145L79 141L78 136L76 135L75 130L73 129L72 125H70L69 123H67V121L64 120V117H61V116H60V114H61V113L63 114V112L60 111L61 113L59 112V113H60L59 116H56V115H58V114H55V113L53 114V113H52V109H50L51 107L49 106V103H50L51 101L49 100L48 103H46V102L44 101V99H43V100H42V99H39ZM67 97H69V96H67ZM71 97H72V96H71ZM105 97H106V95H105ZM111 97H113V96H111ZM149 97H150V96H149ZM193 97H194V95H193ZM44 98H46V97H44ZM53 98H55V97L53 96ZM57 98H58V97H57ZM57 98H56V99H57ZM74 98H75V96H74ZM90 98H91V97H90ZM95 98H96V97H95ZM146 98H148V97H146ZM150 98H152V97H150ZM159 98H161V97L159 96ZM180 98H181V97H180ZM183 98H182V99H183ZM50 99L52 100V96L50 97ZM82 99H83V98H82ZM108 99H110V98H106V100H108ZM139 99H140V98H139ZM142 99H145V98H142ZM176 99H177V98H176ZM182 99H181V100H182ZM188 99H190V98H188ZM46 100H48V99H46ZM63 100H64V99H63ZM78 100H79V99H78ZM117 100H118V99H117ZM120 100H121V98H120ZM152 100H153V99H152ZM183 100H184V99H183ZM235 100H236V99H235ZM53 101H54V99H53ZM58 101H59V102H56V103H58L59 105H62V103H63L62 98H61V100L58 99ZM75 101L77 102V99H76ZM79 101H80V100H79ZM99 101H101V100H99ZM118 101H119V100H118ZM154 101H155V100H153V102H154ZM156 101H157V100H156ZM206 101H207V100H206ZM60 102H62V103L60 104ZM149 102H150V101H149ZM176 102H177V101H176ZM183 102H184V101H183ZM186 102H187V101H186ZM189 102H190V100H189ZM237 102H238V101H237ZM51 103H52V102H51ZM65 103H66V102H65ZM107 103H108V101H107ZM147 103H148V102H147ZM203 103H204V102H203ZM52 104H54V103H52ZM76 104H77V103H76ZM76 104H75V106H76ZM84 104H85V103H84ZM247 104H248V103H247ZM50 105H51V104H50ZM54 105H55V104H54ZM54 105H52V106H54ZM79 105H80V104H79ZM79 105H78V106H79ZM82 105H83V103H82ZM110 105H112V103H110ZM114 105H115V103H114ZM217 105H218V104H217ZM248 105H249V104H248ZM73 106H74V105H73ZM105 106H106V105H105ZM112 106H113V105H112ZM140 106H141V105H140ZM64 107H65V106H64ZM71 107H72V105H71ZM95 107H96V106H95ZM153 107H154V106H153ZM53 108H54V107H53ZM59 108H60V107H59ZM115 108H116V107H115ZM120 108H121V107H120ZM131 108H132V107H131ZM142 108H143V105H142ZM60 109H61V108H60ZM73 109H74V108H73ZM82 109H83V108H82ZM98 109H99V108H98ZM152 109H153V108H152ZM242 109H244V108H242ZM53 110H54V109H53ZM61 110H63V109H61ZM132 110H134V109H132ZM132 110H131V111H132ZM139 110H140V109H139ZM64 111H65V110H64ZM97 111H98V110H97ZM108 111H110V109H109ZM122 111H124V110H122ZM148 111H149V110H148ZM148 111H147V112H148ZM150 111H151V110H150ZM53 112H54V111H53ZM98 112H99V111H98ZM134 112H135V111H134ZM140 112H141V114L144 113V112H142V111H140ZM147 112H146V115H147ZM227 112H228V111H226V113H227ZM12 113H13V114L15 113V116H13ZM56 113H57V112H56ZM69 113H70V112H69ZM89 113H92V112H89ZM129 113H130V112H129ZM129 113H127V115H130ZM152 113H153V112H152ZM223 113H224V112H223ZM228 113H229V112H228ZM263 113H264V112H263ZM7 114H8V115H7ZM9 114H11V115H9ZM76 114H77V112H76ZM78 114H79V113H78ZM103 114H104V113H103ZM144 114H145V113H144ZM154 114H155V113H154ZM210 114H211V113H210ZM210 114H209V115H210ZM259 114H260V111H259ZM261 114H262V113H261ZM21 115H22V113H21ZM63 115H64L65 117L67 116L66 114H63ZM63 115H62V116H63ZM85 115H86V114H85ZM87 115L89 116L88 113H87ZM115 115H116V114H115ZM158 115H159V114H158ZM222 115H223V114H222ZM224 115L226 116V114H224ZM263 115H264V114H263ZM263 115H261V116H263ZM12 116H13V117H12ZM80 116H82V115L80 114ZM80 116L77 115V117H80ZM95 116H96V114H95ZM225 116H224V117H221V118H223V120H224ZM239 116H240V115H239ZM239 116H238V119L241 118V116H240V117H239ZM250 116H251V115H250ZM254 116H256V115H254ZM9 117H8V118H9ZM82 117L84 118V116H82ZM82 117H80V118L82 119ZM102 117H103V116H102ZM105 117H106V116H105ZM109 117H110V116H109ZM208 117L210 118V116H208ZM214 117H215V116H214ZM226 117H227V116H226ZM233 117H234V116H233ZM243 117H244V115H243ZM247 117L249 118V116H247ZM258 117H259V118H258ZM18 118H19V117H18ZM18 118H16V120H17ZM22 118H23V117H22ZM80 118H79V119H80ZM87 118L89 119V117H87ZM100 118H101V117H100ZM111 118H112V117H111ZM117 118H118V117H117ZM121 118H122V117H121ZM126 118H127V117H126ZM132 118H134V117H132ZM140 118H141V117H140ZM145 118H146V117H145ZM145 118H144V119H145ZM218 118L220 119L219 116H218ZM229 118H230V117H229ZM245 118H246V116H245ZM248 118H247L246 120H242L243 118H241V120H233V121H231V124H230L231 143H232L233 145H235V146H238L239 148L246 147V146H248L249 144H251V142H253L254 140H256V139H260L261 137L264 136V118H263V117L261 118L259 115H257V118H254V119H252V118H253V115H252V118H251L250 120H249ZM14 119H15V118H13V120H14ZM69 119H70V118H69ZM113 119H114V118H113ZM148 119H149V118H148ZM151 119H152V118H150L149 120H151ZM156 119H158V118H156ZM159 119H160V118H159ZM215 119H216V118H215ZM231 119H232V117H231ZM234 119H235V118H234ZM85 120H86V118L84 119V121H85ZM107 120H108V119H107ZM140 120H141V119H140ZM23 121H24V119H23ZM27 121H28V120H27ZM30 121L32 122V120H30ZM30 121H28V123H29V124H33V123H31ZM110 121H111V120H110ZM141 121H142V123H143L144 120H141ZM208 121H209V120H208ZM216 121H217V120H216ZM224 121H227V118H225ZM91 122H92V121H91ZM100 122H101V120H100ZM115 122H116V120L114 121V123H115ZM137 122H138V121H137ZM139 122H140V121H139ZM210 122H211V120H210ZM219 122H221V121H219ZM229 122H230V121H229ZM83 123L86 124L85 122H83ZM110 123H111V122H110ZM140 123H141V122H140ZM222 123H223V121H222ZM26 124H27V122H26ZM90 124H91V123H90ZM96 124H97V123H96ZM123 124H124V123H123ZM148 124H149V123H148ZM156 124H157V123H156ZM160 124H161V123H160ZM208 124H209V123H208ZM208 124H207V125H208ZM210 124H211V123H210ZM216 124H217V123H216ZM225 124H226V123H225ZM225 124H224V126H227V125H225ZM24 125H25V124H24ZM27 125H28V124H27ZM91 125H92V124H91ZM101 125H102V124H101ZM119 125H120V124L118 123V125H116V126H119ZM152 125H153V122H152ZM221 125H222V124H221ZM122 126H123V125H122ZM122 126H121V127H122ZM208 126H209V125H208ZM6 127H7V126H6ZM29 127L32 129V126L29 125L28 128H29ZM81 127H82V125H81ZM87 127H88V126H87ZM91 127H92V126H91ZM142 127H143V126H142ZM157 127H158V126H157ZM30 128H29V129H30ZM36 128H37V129H36ZM82 128H83V127H82ZM98 128H100V127H98ZM122 128H123V127H122ZM150 128H152V127H150ZM159 128H160V126H159ZM218 128H220V127H218ZM31 129H30V130H31ZM110 129H113V128L111 127ZM132 129H133V128H132ZM144 129H146V128L144 127ZM147 129H148V128H147ZM147 129H146V130H147ZM157 129H158V128H157ZM30 130H28L29 132L27 131V132H25V133H31ZM84 130H85V129H84ZM87 130H88V129H87ZM93 130H94V129H93ZM148 130H149V129H148ZM209 130H210V128H209ZM214 130H215V129H214ZM214 130H213V131H214ZM216 130H217V128H216ZM222 130H223V129H222ZM226 130H227V129H226ZM35 131H34V132H35ZM94 131H95V130H94ZM130 131H131V130H130ZM149 131H150V130H149ZM224 131H225V130H224ZM224 131H223V132H224ZM227 131H228V130H227ZM87 132H89V131H87ZM90 132H92V131H90ZM105 132H106V131H105ZM219 132H221V131H219ZM223 132H222V133H223ZM42 133H43V132H42ZM92 133H93V132H92ZM92 133H91V135H92ZM107 133H108V132H107ZM118 133H119V132H118ZM145 133H146V132H145ZM181 133H182V132H181ZM225 133H229V132H226V131H225ZM95 134H97V133H95ZM122 134H123V133H122ZM132 134H133V133H132ZM40 135H43V134H40ZM83 135H84V134H83ZM113 135L116 136V134H113ZM138 135H139V134H138ZM138 135H137L136 137H138ZM228 135H229V134H228ZM31 136H33V135H31ZM34 136H35V135H34ZM38 136H39V135H38ZM81 136H82V135H81ZM93 136H97V135H94V134H93ZM99 136H101V135H99ZM109 136H112V134L110 133ZM118 136H119V135H118ZM140 136H141V135H140ZM218 136H220V135L218 134ZM26 137H27V136H26ZM28 137H30V136H28ZM36 137H37V135H36ZM36 137H35V138H36ZM106 137H107V135H106ZM226 137H227V136H226ZM87 138H88V137H87ZM89 138H90V137H89ZM92 138H93V137H91V141H92ZM116 138H117V137H116ZM123 138H124V137H123ZM24 139H25V138H24ZM31 139H32L31 141L29 140L30 143L33 142L34 145L39 144V143H37L38 141H37L36 144H35V143H34V142H35V139H33V138H31ZM49 139H50V138H48V140H49ZM120 139H121V138H120ZM204 139H205V138H204ZM39 140H41V137H40ZM43 140H44V139H43ZM94 140H95V138H94ZM112 140H113V139H112ZM123 140H124V139H123ZM148 140H149V139H148ZM262 140H263V139H262ZM29 141H28V142H29ZM87 141H88V139H87ZM96 141H97V140H96ZM96 141H95V142H96ZM113 141H114V140H113ZM116 141H117V140H116ZM226 141H229V139H228V140L226 139ZM42 142H44V141H42ZM42 142H41V143H42ZM45 142H46V141H45ZM139 142H140V141H139ZM148 142H149V141H148ZM229 142H230V141H229ZM21 143H23V142H21ZM21 143H20V144H21ZM41 143H40V144H41ZM84 143H85V142H84ZM91 143L94 144V142H91ZM128 143H129V142H128ZM225 143H227V142H225ZM225 143H224V144H225ZM258 143H259V141H258ZM50 144H51V143H50ZM224 144H223V145H224ZM256 144H257V143H256ZM34 145H33V146H34ZM41 145H42V144H41ZM44 145H46V144H44ZM48 145H49V144H48ZM117 145H118V147H117V146H116V147L119 148L120 145H119L118 143H117ZM137 145L139 146V144H137V142H136V146H135V143H134V146H135L136 148H139V147H140V149L142 150V147H143V146H139V147H138ZM147 145H150V144H147ZM153 145H154V144H153ZM153 145H151V146L153 147ZM96 146L99 147L100 145H97V144H96ZM96 146H95V147H96ZM145 146H146V144H145ZM226 146H231V145H229V143H228V145H226ZM38 147H39V146H37L36 148L38 149ZM40 147H41V146H40ZM146 147H148V146H146ZM149 147H150V146H149ZM223 147H224V146H223ZM33 148H34V147H33ZM44 148H45V147H44ZM99 148H100V147H99ZM102 148H103V147H101L100 149H102ZM117 148H116V149H117ZM229 148H231V147H229ZM235 148H236V147H235ZM46 149H47V146H46V148H45V151L48 150V149H47V150H46ZM57 149L60 150L61 148L59 147V148H57ZM61 150H62V149H61ZM88 150H89V149H88ZM107 150H108V149H107ZM147 150H149V148H148ZM45 151H43V153H44ZM96 151H98V149H97ZM104 151H105V149H104ZM104 151H103V152H104ZM143 151H145V150L143 149ZM150 151H151V149H150ZM150 151H149V152H150ZM33 152H34V151H33ZM41 152H42V151H41ZM57 152H58V151H57ZM61 152H63V151H61ZM61 152H60V153H61ZM94 152H95V151H94ZM98 152L100 153V151H98ZM98 152H97V153H98ZM106 152H107V151H106ZM113 152H115V151H113ZM118 152H119V151H118ZM121 152H123V150H122ZM124 152H125V151H124ZM124 152H123V153H124ZM126 152H127V151H126ZM138 152H139V151H138ZM188 152H189V151H188ZM244 152H245V151H244ZM34 153H35V152H34ZM45 153H46V152H45ZM45 153H44V154H45ZM95 153H96V152H95ZM108 153H110V152H108ZM119 153H120V152H119ZM165 153H166V152H165ZM56 154H57V153H56ZM62 154H63V153H62ZM62 154H61V156H62ZM111 154H112V153H111ZM116 154H118V153H116ZM121 154H122V153H121ZM136 154L138 155V153H136ZM142 154H143V153H142ZM156 154H157V153H156ZM169 154H171V153H168V155H169ZM57 155L59 156V153H58ZM94 155H95V154H94ZM101 155H102V154H101ZM125 155H126V153H125ZM157 155H159V154H157ZM160 155H165V154H160ZM172 155H173V153H172L171 155H169V159H172V158H173V161L175 162V160H176L177 158L174 159L175 156L173 155V156H174V157H173ZM61 156H60V157H61ZM63 156H64V154H63ZM96 156H98V155H96ZM99 156H100V154H99ZM102 156H103V155H102ZM106 156H107V155H106ZM112 156H114V155H112ZM135 156H136V155H135ZM154 156H155V154H154ZM176 156H177V155H176ZM60 157H57V158L59 159ZM92 157H93V156H92ZM104 157H105V156H104ZM109 157H111V156H109ZM125 157H126V159H127V157H131V155H129V156L126 155ZM125 157H124V158H125ZM132 157L134 158V155H133V154H132ZM151 157H152V156H151ZM177 157H178V156H177ZM44 158H45V157H44ZM63 158H64V157H63ZM63 158H62V159H63ZM102 158H103V157H102ZM113 158L115 159V157H113ZM142 158H143V156H142ZM144 158H146V157H144ZM53 159H54V158H53ZM110 159H112V158H110ZM128 159H130V158H128ZM135 159H136V158H135ZM40 160H41V159H40ZM56 160H57V159H56ZM60 160H61V158H60ZM97 160H99V158H98ZM122 160H123V159H122ZM57 161L60 163L59 160H57ZM106 161H108V160H106ZM137 161H138V160H137ZM171 161H172V160H171ZM171 161H169V163H171ZM96 162L99 163L98 161H96ZM96 162H95V163H96ZM126 162H127V161H126ZM132 162H133V161H132ZM113 163H114V162H113ZM138 163H139V161H138ZM175 163H176V162H175ZM101 164H102V163H100V165H101ZM129 164H130V162H129ZM132 164H133V163H132ZM134 164H135V162H134ZM134 164H133L132 166H134ZM139 164H140V163H139ZM141 164H142V166L144 165L142 162H141ZM141 164H140L139 167H140V169H143L144 167L141 168ZM172 164H174V163H172ZM185 164H186V163H185ZM126 165H127V164H126ZM130 165H131V164H130ZM186 165L189 166L188 164H186ZM102 166H103V165H102ZM107 166H109V165H107ZM115 166H116V165H115ZM163 166H164V165H163ZM182 166H183V165H182ZM126 167H127V166H126ZM145 167H147V166L145 165ZM154 167H155V166H154ZM57 168H58V167H57ZM59 168H61V167H59ZM62 168H61V170H62ZM122 168H123V167H122ZM165 168L167 169L168 166H167V167L165 166ZM171 168H172V167H171ZM187 168H188V167H187ZM147 169H148V168H147ZM172 169H173V168H172ZM145 170H146V169H145ZM158 170H159V169H158ZM176 170H177V169H176ZM111 171H113V170H111ZM146 171H147V170H146ZM153 171H154V170H153ZM169 171H171V169H170ZM172 171H175V169L172 170ZM189 171H191V167H190ZM189 171H188V172H189ZM156 172H157V171H156ZM156 172H154L155 175H156L157 173H159V172H157V173H156ZM160 172H162V171H160ZM186 172H187V171H186ZM186 172H185V170H184V173H186ZM188 172H187V173H188ZM130 173H131V172H130ZM168 173L170 174V173H172V172H168ZM192 173H193V172H192ZM152 174H153V172H152ZM152 174H150V175H152ZM159 174H160V173H159ZM161 174H162V173H161ZM189 174H190V172H189ZM179 175H180V174H179ZM190 175H191V174H190ZM192 175H193V174H192ZM56 176H57V174H56ZM158 176H160V175H158ZM163 176H164V175H163ZM186 176H188V175H186ZM193 176H194V175H193ZM193 176H191V178H192ZM54 177H55V176H54ZM164 177L168 178L169 176L167 177V175H165ZM189 177H190V176H189ZM228 177H229V176H228ZM130 178H131V177H130ZM160 178H163V177L161 176ZM171 178H172V177H170V179H171ZM183 178H184V177H183ZM52 179H53V178H52ZM55 179H56V177H55ZM132 179H133V178H132ZM168 179H169V178H168ZM189 179H190V178H189ZM104 180H105V179H104ZM177 180H178V179H177ZM177 180H176V181H177ZM185 180H186V178H185ZM2 181H3V180H2ZM59 181H60V180H59ZM59 181H57V179H56V181H52V182H58V183H59ZM107 181H109V180H107ZM154 181H157V180H154ZM154 181H153V182H154ZM158 181H159V180H158ZM174 181H175V180H174ZM180 181H181V180H180ZM111 182H112V181H111ZM188 182H189V181H188ZM191 182H192V181H191ZM58 183H57V185H58ZM105 183H106V182H105ZM184 183H185V181H184ZM154 184H156V183H154ZM57 185H56V186H57ZM167 186H168V185H167ZM208 186H210V185H208ZM208 186H207V187H208ZM211 186H214V185H211ZM124 187H125V186H124ZM106 188H107V187H106ZM109 188H110V187H109ZM172 188H173V186H172ZM254 188H255V187H254ZM55 189H56V188H55ZM107 189H108V188H107ZM112 189H113V188H112ZM160 189H161V188H160ZM209 189H211V188L209 187ZM108 190H110V189H108ZM126 190H127V189H126ZM158 190H159V189H158ZM250 190H251V189H250ZM250 190H249V191H250ZM252 190H254V189H252ZM252 190H251V191H252ZM103 191H104V189H103ZM154 191H155V189H154ZM160 191H161V190H160ZM168 191H169V190H168ZM170 191H171V190H170ZM193 191H194V189H193ZM195 191H196V190H195ZM244 191H245V190H244ZM246 191H247V190H246ZM249 191H247V193H248ZM94 192H95V191H94ZM97 192H99V191H97ZM104 192H106V190H105ZM123 192H124V191H123ZM162 192H163V191H162ZM183 192H184V191H183ZM183 192H182V193H183ZM187 192H188V190H187ZM252 192H254V191H252ZM91 193H92V192H91ZM91 193H89V195H90ZM124 193H125V192H124ZM127 193H128V192H127ZM127 193H125V194L127 195ZM153 193H155V192H153ZM156 193H159V192H156ZM166 193H167V191H166ZM166 193H165V195H166ZM247 193H246V195H247ZM122 194H123V193H122ZM125 194H124V195H125ZM128 194H129V195H130V194L133 195L131 192H129ZM149 194H150V192H149ZM151 194H152V193H151ZM151 194H150V195H151ZM169 194H170V193H169ZM171 194H173V193L171 192ZM178 194H179V193H178ZM234 194H235V193H234ZM129 195H128V196H129ZM153 195H154V194H153ZM160 195H161V194H160ZM162 195H164V194L162 193ZM167 195H168V193H167ZM87 196H88V195H87ZM91 196H92V194H91ZM146 196H148V195H142V196H140V197L142 198V197H146ZM156 196L158 197V195H156ZM168 196H169V195H168ZM262 196H263V194H262ZM130 197H131V196H130ZM149 197H150V196H148V198H149ZM159 197L162 198V196H159ZM250 197H251V196H250ZM137 198H138V197H137ZM137 198L133 197V200H135V202H136ZM163 198H164V197H163ZM165 198H166V197H165ZM123 200H124L123 202H125V198H123ZM144 200H145V198H144ZM144 200H143V202H144ZM116 201H117V200H116ZM226 201H227V200H226ZM255 201H256V200H255ZM70 202H71V203H70ZM126 202H127V200H126ZM135 202H134V203H135ZM139 202H140V201H139ZM161 202H162V201H161ZM82 203H80V204H82ZM140 203H141V202H140ZM168 203H169V202H168ZM201 203H202V202H201ZM63 204H64V203H63ZM77 204H78V203H77ZM144 204H145V203H144ZM146 204H147V203H146ZM163 204H165V203H163ZM198 204H199V203H198ZM202 204H203V203H202ZM248 204H249V203H248ZM74 205H76V204L74 203ZM74 205H72V206H74ZM86 205H87V204H86ZM159 205H160V204H159ZM159 205H156L155 207H157V206H159ZM65 206H66V205H65ZM243 206L245 207V205H243ZM247 206H249V205H247ZM106 207H107V206H106ZM133 207H134V206H133ZM136 207H137V208H136ZM159 207H160V206H159ZM157 208H158V207H157ZM246 208H247V207H246ZM249 208H250V207H249ZM260 208H261V207H260ZM132 209H133L132 211H135L134 209H136V210H137V209L140 210L141 208L139 209L138 206H135V207L132 208ZM150 209H151V208H150ZM150 209H149V210H150ZM160 209H161V208H160ZM164 209H165V208H164ZM190 209H191V208H190ZM194 209H195V208H194ZM70 210H71V208H70ZM109 210H110V209H109ZM151 210H152V209H151ZM142 211H144V210L142 209ZM147 211H148V209H147ZM154 211H155V210H154ZM160 211H161V210H160ZM190 211H191V210H190ZM190 211H188V212H190ZM70 212H71V211H69V213H70ZM72 212H75V211H72ZM136 212L139 213V211H136ZM144 212H145V211H144ZM148 212H149V211H148ZM148 212H146V213H148ZM151 212H152V211H151ZM199 212H200V211H199ZM64 213H65V212H64ZM137 213H135V217H137V220H138L139 216H141L142 214L139 213L140 215H139V216H136ZM153 213L155 214V212H153ZM73 214H74V213H72V215H73ZM76 214H77L76 216H78V213H76ZM79 214H80V212H79ZM143 214H144V213H143ZM148 214H149V213H148ZM158 214H159V213H158ZM197 214H198V213H197ZM204 214H205V213H204ZM204 214H201V213H200L199 215H197V219H198L199 221H198L197 219H196L197 221H195L194 218H192V219L194 220L193 222H195V223H193V224L195 225V224L198 222L197 225H198L200 228L204 227L203 224L207 221V217H206V216H208V215H204ZM207 214H208V213H207ZM69 215H70V216H69ZM69 215H68V216H69V219H71V220H75V221H76L78 218H79V219L81 218L80 221H82V216H80V217L78 216V217L76 218L75 215H74L73 218H76V219H73V218H70V217H72L71 214H69ZM80 215H81V214H80ZM116 215H117V214H116ZM132 215H133V213H132ZM152 215H153V214H152ZM182 215H184V214H182ZM186 215H187V214H186ZM192 215H195V217H196V214L193 213ZM90 216H91V215H90ZM156 216H157V215H156ZM160 216H161V215H160ZM164 216H165V215H164ZM164 216H163V217H164ZM169 216H170V215H169ZM221 216H222V215H221ZM83 217H85V216H83ZM87 217H89V216L87 215ZM93 217H94V216H93ZM153 217H154V215H153ZM158 217H159V215H158ZM158 217H157V218H158ZM163 217H160V218H163ZM165 217H167V216H165ZM187 217H189V214H188ZM191 217H192V216H191ZM85 218H86V217H85ZM85 218H83V219H85ZM95 218H97V217L95 216ZM140 218H141V217H140ZM183 218L185 219L186 217L183 216ZM214 218H215V217H214ZM261 218H262V217H261ZM69 219L65 222V224H62V223H61V224L63 225V226H62V229H61V227H60V229L63 231V232H62V231H61V232L65 235L66 238L70 237V235H71L72 237L74 236V235H73V227H75L76 229H78V227H80V228H81V227H85V226H77V227H76V226H73V225H75V223L77 224V222L80 223V221L74 222V224H73V222H72L71 220H69ZM79 219H78V220H79ZM86 219L88 220V218H86ZM86 219H85L84 221H87ZM89 219H91V217H90ZM92 219H93V218H92ZM92 219H91V220H92ZM116 219H117V218H116ZM133 219H134V218H133ZM149 219H150V217H149ZM163 219H165V221H166V218H163ZM163 219H160V220H163ZM167 219H168V217H167ZM172 219H173V218H172ZM186 219H187V218H186ZM189 219H191V218H188V219H187V220H188L187 222L190 221ZM212 219H213V218H212ZM212 219H211V220H212ZM93 220L95 221V219H93ZM134 220H136V219H134ZM134 220H133V221H134ZM145 220H146V218H145ZM150 220H151V219H150ZM100 221H101V220H100ZM146 221H147V220H146ZM153 221H154V220H153ZM155 221H156V220H155ZM157 221H158V220H157ZM163 221H164V220H163ZM167 221H168V220H167ZM167 221H166V222H167ZM169 221H171V220H169ZM173 221H174V220H172V222H173ZM175 221H176V220H175ZM175 221H174V223H175ZM177 221H180V219L177 220ZM177 221H176V222H177ZM184 221L186 222V220H184ZM184 221H183V222H184ZM212 221H215V220H212ZM231 221H232V220H231ZM82 222H83V221H82ZM82 222H81L80 224H82ZM87 222H89V221H87ZM143 222H144V221H143ZM148 222H149V221H148ZM151 222H152V221H151ZM185 222H184V223H185ZM187 222H186V224H187ZM191 222H192V220L190 221V224L192 225ZM85 223H86V222H85ZM90 223H91V222H90ZM134 223H135V222H134ZM152 223H153V222H152ZM179 223L181 224V222H179ZM179 223H178V224H179ZM184 223H183V224H184ZM156 224H158V223H156ZM166 224H168V222H167ZM169 224H170V222H169ZM169 224H168V225H169ZM178 224L176 223V226H175V224H172V225L175 226V227L177 228V225H178ZM214 224H215V223H214ZM77 225H78V224H77ZM86 225H87V224H86ZM88 225H89V224H88ZM88 225L86 226L85 230L88 228ZM91 225H93V223H92ZM136 225H137V224H136ZM148 225H149V224H148ZM158 225H159V224H158ZM161 225L164 226V224H161ZM215 225H216V224H215ZM220 225H221V224H220ZM131 226H132V225H131ZM144 226H146V224H145ZM151 226H152V224H151ZM165 226H166V225H165ZM180 226H181V225H180ZM183 226H185V225H183ZM186 226H187V225H186ZM198 226H197V228H198ZM93 227H94V226H93ZM132 227H133V226H132ZM132 227H131V228H132ZM135 227H136V226H135ZM137 227H138V226H137ZM147 227H148V226H147ZM149 227H150V226H149ZM155 227H157V226L155 225ZM188 227H189V226H188ZM192 227H193V226H192ZM212 227H213V226H212ZM220 227H221V226H220ZM89 228H92V227H89ZM131 228H130V229H131ZM160 228H161V227H160ZM165 228H167V227H165ZM176 228H175L174 230H178V228H177V229H176ZM195 228H196V227H195ZM195 228H192V229H195ZM204 228H205V227H204ZM207 228H208V227H207ZM216 228H218L217 225H216ZM216 228H215L214 230H216ZM130 229H129V230H130ZM132 229H133V228H132ZM135 229H137V228H135ZM145 229H147V228H145ZM148 229H149V228H148ZM171 229H172V226H171ZM185 229H186V228H185ZM185 229H184V233H185ZM198 229H199V228H198ZM81 230H82V229H81ZM81 230H80V231H81ZM91 230H92V229H91ZM91 230H90V231H91ZM138 230H140V229H137L136 232H137ZM157 230H159V232L162 231V230L159 229V228H158ZM165 230H166V229H165ZM168 230H170V229H168ZM196 230H197V229H196ZM199 230H201V229H199ZM208 230H210V229H208ZM208 230L205 231V232H208ZM82 231H83V230H82ZM87 231L89 232L88 229H87ZM87 231H86V232H87ZM130 231H133V230H130ZM141 231H142V230H141ZM163 231H164V230H163ZM170 231H171V230H170ZM181 231L183 232V230H181V229H180V231H176V232H179L180 235H182L183 233L181 234ZM217 231H218V229H217ZM83 232H85V231H83ZM136 232H135V233H136ZM159 232H158V233H159ZM176 232H175V234L177 235L178 233H176ZM188 232H190V231L188 230ZM193 232H195V231L193 230L192 233H193ZM198 232H199V231H198ZM201 232H202V234H203L204 231L201 230ZM209 232H210V231H209ZM213 232H214V231H213ZM213 232H211V233H213ZM131 233H132V232H131ZM133 233H134V231H133ZM147 233H148V232L146 231L145 236L150 235V237H151V234L148 233V235H147ZM150 233H151V232H150ZM154 233H155V232H154ZM168 233H169V232H168ZM171 233H172V232H171ZM171 233H169V235H172ZM186 233H187V232H186ZM196 233H197V232H196ZM60 234H61V233H60ZM60 234H59V235H60ZM63 234H61V235H63ZM74 234H75V233H74ZM129 234H130V232H129ZM137 234H138V233H137ZM165 234H167V233L165 232ZM193 234H194V236H195V233H193ZM199 234H200V233H197L198 236H200ZM213 234H215V233H213ZM213 234H211L210 237L213 236V238L215 239V237H214ZM50 235H51V234H50ZM53 235H54V234H53ZM61 235H60V236H61ZM64 235H63V236H64ZM134 235H135V234H134ZM134 235H133V236H134ZM156 235H157V234H156ZM158 235H160V233H159ZM162 235H163V234H162ZM162 235H161V236H162ZM169 235H168V237H169ZM173 235H174V234H173ZM173 235H172V236H173ZM178 235H179V234H178ZM180 235H179V236H180ZM184 235H187V234H184ZM184 235H183V237H184ZM207 235H210V234H207ZM207 235H206V236H207ZM130 236H131V235H130ZM136 236H137V235H136ZM136 236H135L134 238H136ZM141 236H142V235H141ZM145 236L143 235L142 237H144L145 240L147 241L148 239H147ZM152 236H153V235H152ZM154 236H155V234H154ZM164 236L166 237V235H164ZM164 236H163V237H164ZM187 236H188V235H187ZM187 236L185 237V239L187 238ZM189 236H190V235H189ZM198 236H197V237H198ZM54 237L57 238V236H55V235H54ZM65 237H64V238H65ZM128 237H129V236H128ZM183 237H182V238H183ZM191 237H192V236H191ZM197 237H195V238L197 239ZM202 237H203V236H202ZM202 237H200V238H202ZM51 238H52V237H51ZM73 238H76V237L74 236ZM129 238H130V237H129ZM160 238H162V237H159L158 239L160 240ZM166 238H167V237H166ZM166 238H165V239H166ZM173 238H174V237H173ZM175 238H177V237H175ZM178 238H179V237H178ZM195 238H194V239H195ZM204 238H206V237H203L202 240H205ZM61 239H62V238H61ZM141 239H142V238H141ZM153 239H154V237H153ZM158 239H157V240H158ZM169 239H170V238H169ZM183 239H184V238H183ZM183 239H180V240H182L183 242H186V243H187V240L184 241ZM187 239L189 240L188 242H190V240H191L192 242L194 241V240L189 239V238H187ZM198 239H199V238H198ZM207 239H208V238H207ZM207 239H206V240H207ZM77 240H78V239H77ZM130 240L135 241V239L133 240V237H132V239L130 238ZM137 240H138V239H137ZM137 240H136V241H137ZM157 240L155 239V242H154L155 244H156V241H157ZM161 240H162V239H161ZM163 240H164V239H163ZM163 240H162V242H163ZM171 240H172V239H171ZM173 240H174V239H173ZM175 240H176V239H175ZM175 240H174V242H175ZM199 240H200V239H199ZM199 240H196L195 242L199 243V245H200L201 242H198ZM202 240H201V241H202ZM216 240H218V239H216ZM219 240H220V239H219ZM66 241H67V240H66ZM121 241H122V240H121ZM136 241H135V242H136ZM146 241L144 242V244L146 243ZM151 241H153V240L151 239ZM214 241H215V240H214ZM57 242H58V241H57ZM69 242H70V241H69ZM138 242H139V241H138ZM138 242H136V244H137L138 246H141V244H143V243H140V242H139V243H140V245H139ZM158 242L160 243V241H158ZM177 242H179V239H178ZM210 242H211V241H210ZM212 242H213V241H212ZM212 242H211V243H212ZM59 243H60V241H59ZM130 243H131V242H130ZM154 243H152V245H153ZM180 243H181V242H180ZM190 243H191V242H190ZM206 243H207V242H206ZM208 243H209V240H208ZM67 244H69V243H67ZM121 244H122V243H121ZM134 244H135V243H134ZM134 244L132 243L133 247H135ZM147 244H148V243H147ZM155 244H154V246H155ZM160 244H161V243H160ZM173 244H174L173 246H176L175 243H173ZM176 244H177V243H176ZM182 244H183V243H182ZM203 244H204V243H203ZM132 245H131L130 247H132ZM137 245H136V246H137ZM164 245H165V244H164ZM178 245H179V244H178ZM180 245H181V244H180ZM184 245H185V243H184ZM189 245H190V244H189ZM189 245H188V246H189ZM195 245H196V244H195ZM209 245H210V243H209ZM209 245H206V246H209ZM212 245H213V244H212ZM212 245H210V246L212 247ZM56 246H57V245H56ZM75 246H76V245H75ZM146 246H147V245H146ZM149 246H150V244H149ZM149 246H148V247H149ZM154 246H153V247H154ZM156 246H157V245H156ZM165 246L167 247V245H165ZM169 246H170V244H169ZM202 246H204V245L201 244V246H199V247H202ZM214 246H215V245H214ZM216 246H219L218 243L216 244ZM220 246H221V243H220ZM121 247H123V246H121ZM124 247H125V246H124ZM133 247H132V249L134 250L135 248H133ZM142 247L144 248V245L141 246V248H142ZM159 247H160V246H159ZM162 247H163V246H162ZM176 247H177V246H176ZM176 247H175V248H176ZM179 247H180V246H178L176 249H179ZM182 247H183V246H182ZM195 247H196V246H195ZM138 248H139V247H138ZM145 248H146V247H145ZM149 248H151V247H149ZM157 248H158V246H157ZM157 248L154 247V249L158 250ZM175 248H173V249H175ZM180 248H181V247H180ZM186 248H187V247H186ZM188 248L191 249V247H188ZM204 248H205V246H204ZM213 248H214V247H213ZM224 248H225V247H224ZM139 249H140V248H139ZM146 249H147V248H146ZM146 249H145L144 251H146ZM164 249H166V248H164ZM167 249L169 250L170 247L167 248ZM189 249H187V250H189ZM192 249H193V244H192ZM206 249H207V248H206ZM219 249H220V248H219ZM219 249H218V250H219ZM128 250L130 251V249H128ZM137 250H138V249H137ZM150 250H151V249H150ZM152 250H153V249H152ZM198 250H199V252H200V248H198ZM198 250H197V251H198ZM207 250H208V249H207ZM207 250H205L207 253H209V252L211 251V250H209V252H208ZM212 250H213V249H212ZM218 250H217V252H218ZM135 251H136V250H135ZM135 251H134V254H137V255L140 254V255H141V253H137V252H135ZM138 251H139V250H138ZM144 251H143V253H144ZM154 251H155V250H154ZM159 251H160V248H159ZM159 251H158V252H159ZM163 251H164V250H163ZM163 251H162V252H163ZM169 251H170V250H169ZM171 251H173V250H171ZM175 251H176V250H175ZM178 251H180V250H178ZM189 251H190V250H189ZM194 251H195V249H194ZM194 251H193V253H192L193 256H195ZM197 251H196L195 253H198ZM201 251H204V250H201ZM205 251H204V252H205ZM219 251H220V250H219ZM123 252L125 253V250H124ZM127 252H128V251H127ZM131 252H132V251H131ZM131 252H130V253H131ZM181 252L185 253V252H186V249H185V252H184V251H181ZM204 252H203V253H204ZM206 252H205V253H206ZM215 252H216V251H215ZM223 252L225 253V251H223ZM124 253H123V254H124ZM145 253H146V252H145ZM147 253H148V252H147ZM147 253H146V255H147ZM151 253H152V251H151ZM188 253H191V252H188ZM203 253L201 252V254H200V258H201V255H202ZM212 253H214V252H212ZM221 253H222V252H220V254H221ZM128 254H129V253H128ZM153 254H154V253H153ZM153 254H152V255H153ZM161 254H162V253H161ZM177 254L180 255L181 253L179 252V253H177ZM209 254H210V253H209ZM209 254H208V255H209ZM216 254H217V253H216ZM216 254H214V255H216ZM218 254H219V253H218ZM220 254H219L218 257H220ZM222 254H223V253H222ZM229 254H230V253H229ZM263 254H264V253H263ZM126 255H127V253H126ZM149 255H150V254H149ZM152 255H150V256H152ZM157 255H158V254H157ZM169 255H170V254H169ZM172 255H174V254H172ZM172 255H171V257H172ZM184 255H185V254H184ZM184 255H183V256H184ZM186 255L188 256L189 254L186 253ZM196 255H197V254H196ZM198 255H199V254H198ZM205 255H206V254H205ZM205 255H202V257H206ZM208 255H207V258H212V257H209ZM0 256H2V255H0ZM129 256H130V254H129ZM134 256H135V255H134ZM159 256H160V255H159ZM161 256H162V255H161ZM166 256H167V254H166ZM166 256H165V257H166ZM175 256H176V258H177V255H176V254H175ZM210 256H212V254H211ZM216 256H217V255H216ZM216 256L214 257V259L217 258ZM223 256H224V254H223ZM223 256H222V257H223ZM230 256H231V255H230ZM119 257H125V256H124V255L122 256V254H120ZM127 257H128V255H127ZM127 257H126V259H127ZM130 257H131V256H130ZM136 257H137V256H136ZM141 257H142V256H141ZM141 257H140V258H141ZM143 257H146V256L143 255ZM154 257H155V256H154ZM157 257H158V256H157ZM165 257L162 256L161 258H164V259H165ZM180 257H181V256H179V258H180ZM185 257H186V256H185ZM190 257H191V256H190ZM195 257H197V256H195ZM222 257H221V259H220L221 261H222ZM227 257H228V256H227ZM227 257H226V258H227ZM232 257H233V256H231V258H232ZM2 258H3V257H2ZM2 258H0V259H2ZM12 258H13V257H12ZM72 258H73V257H72ZM150 258H151V260H153V259H155L156 257H155V258L150 257ZM172 258H173V257H172ZM176 258H173V259L176 260ZM186 258H187V257H186ZM193 258H194V257H193ZM193 258H192V260H193ZM226 258H224V259H226ZM233 258H234V257H233ZM3 259H4V258H3ZM121 259H122V258H121ZM126 259L124 260V258H123L122 260H123V261H126ZM132 259H133V258H132ZM132 259L130 258L129 260H132ZM136 259H139V257L136 258ZM147 259H148V258H146L145 260H147ZM157 259H158V258H157ZM159 259H160V258H159ZM168 259H171V258H168ZM168 259H167V260H168ZM173 259H172V260H173ZM180 259H182L181 262H183V259H185V258L183 257V258H180ZM190 259H191V258H190ZM224 259H223L222 262H224ZM228 259H229V258H228ZM258 259H259V258H258ZM118 260H119V259H118ZM140 260H142V259H140ZM143 260H144V258H143ZM148 260H149V259H148ZM162 260H163V259H162ZM177 260H178V259H177ZM177 260H176V262H177ZM199 260H200V259H199ZM201 260H202V259H201ZM206 260H208V259H205V261H206ZM216 260H217V259H216ZM218 260H219V259H218ZM218 260H217V261H218ZM220 260H219V261H220ZM260 260H261V258H260ZM260 260H259V261H260ZM262 260H263V259H262ZM4 261H5V264H13V262H14V260L11 259V258H9V257L6 258ZM119 261H121V260H119ZM119 261H118L117 263L121 264ZM123 261H122V263L125 264V262H123ZM127 261H128V260H127ZM133 261H134V259H133ZM135 261H136V260H135ZM159 261H160V260H158V262H159ZM168 261H170V260H168ZM178 261H179V260H178ZM185 261H186V260H185ZM208 261H209V260H208ZM211 261H212V260H211ZM211 261H210V262H211ZM213 261H214V260H213ZM217 261H216V262H217ZM221 261H220V262H221ZM256 261H258V260L256 259ZM263 261H264V260H263ZM153 262H154V261H153ZM153 262L150 263V262L147 261V263H150V264H154V263H155V262H154V263H153ZM156 262H157V261H156ZM162 262L165 263L166 261H165V262L162 261ZM174 262H175V261H174ZM176 262H175V264L180 263V262H177V263H176ZM187 262H189V259H188ZM190 262H192V261H190ZM190 262H189V263H190ZM199 262H200V261H199ZM216 262L214 261V264H220V263H216ZM145 263H146V262H145ZM147 263H146V264H147ZM159 263H160V262H159ZM166 263L169 264L170 262H166ZM201 263H202V262H201ZM205 263H207V261H206ZM262 263H263V262H262ZM2 264H3V263H2ZM132 264H133V263H132ZM135 264H137V263L135 262ZM155 264H157V263H155ZM170 264H172V263H170ZM181 264H182V263H181ZM185 264H186V263H185ZM202 264H204V263H202ZM207 264H209V263H207ZM211 264H212V263H211ZM221 264H222V263H221ZM224 264H225V262H224ZM237 264H238V263H237Z\"/></svg>",
  "mask_w": 264,
  "mask_h": 264
}]
</instances>
